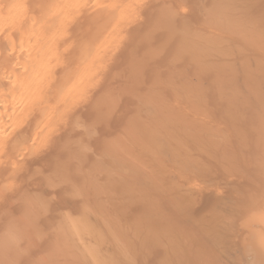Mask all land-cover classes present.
Returning <instances> with one entry per match:
<instances>
[{"label":"bare ground","instance_id":"6f19581e","mask_svg":"<svg viewBox=\"0 0 264 264\" xmlns=\"http://www.w3.org/2000/svg\"><path fill=\"white\" fill-rule=\"evenodd\" d=\"M32 1L34 2L33 4L35 5H32L31 3H32ZM44 0H41V1H39L38 0V2L39 3H37L36 4V2H37V0H31V1H26L27 3L29 2L31 5L29 6L27 3H25V0H0V41H1V44H0V49H1V47H2V49L4 48V49H6L5 51H4V49H3V53L2 54H5V52L7 53V55H14V56H12V57H14L13 59H14V61H13V63H9L10 64V66H8V70H7V72H3L2 74H4L3 75V77H4V79L6 80V82H5V80H4V84H8V85H10L9 87H7V86H5V87H7V88H3V87H0V158H1V156H2V152H3V147L5 146L6 147V145L8 144L7 142L8 141H10L9 143L10 144H12V143H15L14 142V140L15 139H13V138H16V142H18L17 140H18V137H19V135L21 136H23L24 137V133L26 132H28L26 129H25V127H27L29 124L31 125V123H32V125H31V128H29L31 131H33V134L31 135L32 137H30V134H29V138H31V140L34 142V141H36L37 139H39L40 140V138H41V140L42 139H45L46 138V135H47V133H46V131L49 129V127H50V125H51V123H53V121H55L53 118H55V115L57 114L58 115V111H57V109L59 110V108H53V109H47V108H45V106L47 107L48 105H45L46 104V102H47V100H46V93H47V90H48V88H49V85H51L50 83L52 82V80H53V78H55L54 77V71H56V68H57V66L58 65H60L61 66V61H63V59H61L62 57H63V55L61 54L62 52L63 53H68L69 51V48H70V46L69 45H67L66 43H64V41H66L67 39H68V41H70L69 39V37H71V33H73L71 30H72V27L73 26H75L77 23H79L80 21V24L79 25H81V24H83L82 23V20H83V16H84V13H85V15L86 14H88V13H90L89 14V16H87L88 17V21H90L91 20V22H93V20H92V18L94 19V21H96V19H98L97 17L98 16H96L97 15V13H98V15L99 14H102V13H104V15L106 14V12L108 13V14H106V17H109V15L110 14H112V16L111 17H113V15H114V19L113 18H111V20L110 21H112V23H113V25L109 22V21H107V22H109L111 25H109V23L108 24H104V26H103V28L105 27V25L106 26H113L111 29L113 30L112 32H110L111 30H106V32L108 33V31L110 32V33H108L109 34V36L108 37H106V36H104V37H106V39L105 38H103V39H105V40H103V42H102V40H101V38H100V40H101V42H102V44H101V42H100V44H98V46H96V45H94L95 43H93V42H90L91 44H90V46H89V49L90 50H88L87 52H84V51H82L81 49H82V47H81V52H83V54L84 53H86L85 55H84V57H79L78 56V58H81V61H80V59H79V61H80V63H79V66H78V69L77 70H74V71H72L73 72V74H72V76H70V77H72L71 79L70 78H68V81H67V83L66 84H64L62 87L60 86V95H59V97H58V99H56L57 98V95L56 94H54V95H56V98H55V96H54V98L58 101V103H60L61 104V106H60V110H61V108H63L64 109V107L66 106H69L71 103H73V101H75L76 103H78V102H80L79 100H80V95H81V98H83V93H82V91H81V89H82V87H84V85L86 86V84H87V82L88 81H90V84L91 83H93L91 80H92V78L94 77V75H96V74H94V73H96L95 71V67L96 66H98V68L97 69H99V68H101L102 66H100L99 67V63L101 62V61H104L105 59H102L101 60V54L102 53H105L107 50H108V48L109 47H111V45H112V42H115V41H113V40H115L116 38H117V40H119L118 38H119V36H117V37H115V39H113L114 38V34H116L117 35V32L116 31H119L120 30V28H122L123 29V27L124 26H122V25H128V23L127 24H124L125 23V21L128 19V17H130V16H128L129 14L131 15V12H130V10L129 9H131L130 7L127 9L126 8V6L128 5V6H130L129 4H131V2L129 1V4H127L125 7H122V6H124L125 5V1H123L122 3H123V5L121 6L120 5V3H121V1L122 0H46V3H42L41 4V2H43ZM142 1V0H141ZM155 1V0H154ZM160 1V0H159ZM222 0H220L219 2H221ZM224 1V0H223ZM227 1V0H226ZM230 1V0H229ZM233 1V0H232ZM248 1H249V4H250V2L252 1H250V0H247V2H246V0H234L233 2H223V4H225V3H227L226 5H228L229 3L231 4V5H233V6H230V4L228 5V7L230 8V7H235L236 9H238L240 12L239 13H243L247 8H245L244 6H245V4L246 3H248ZM255 1H259V2H261V1H263V0H254V1H252L251 3H253V4H255ZM135 2V1H134ZM156 2V1H155ZM216 2V1H215ZM258 2V3H259ZM143 3V2H142ZM157 3V2H156ZM155 3V4H156ZM208 3V2H207ZM257 3V2H256ZM258 3H257V5H258ZM263 3H264V1H263ZM262 3V4H263ZM41 4V5H40ZM133 4V3H132ZM147 4V3H146ZM154 4V3H153ZM159 4V3H158ZM161 4V3H160ZM203 4H205V3H203ZM253 4H251V6L253 5ZM26 5H28L29 7H30V10H28V7L26 6ZM133 5H135V3L133 4ZM162 5V4H161ZM160 5V6H161ZM164 5V4H163ZM208 5V4H207ZM210 5V4H209ZM34 6V7H33ZM127 6V7H128ZM132 6V5H131ZM150 6V5H149ZM155 6V5H154ZM224 6V5H223ZM246 6H248V5H246ZM254 6V5H253ZM252 6V7H253ZM256 6V5H255ZM260 6H262V5H260ZM34 9H33V8ZM159 7V6H158ZM162 7V6H161ZM199 7V6H198ZM248 7H250V6H248ZM258 7H259V5H258ZM32 8V9H31ZM163 8H166V7H163ZM224 8V7H223ZM227 8V7H226ZM86 9V10H85ZM167 9H168V7H167ZM211 9V8H210ZM231 9V8H230ZM234 9V8H233ZM245 9V10H244ZM249 10L250 9H252V8H248ZM255 9V8H254ZM254 9H252L253 11H255ZM257 9V8H256ZM34 10V11H33ZM88 10V12L86 13V11ZM98 10H99V12H98ZM132 10V9H131ZM134 10V9H133ZM133 10H132V12H133ZM161 10V9H160ZM164 10V9H163ZM171 10V9H170ZM204 10H206V9H204ZM209 10V9H208ZM227 10H229V9H227ZM232 10V9H231ZM231 10H230V12H231ZM235 10V9H234ZM100 11H102L101 13H100ZM156 11V10H155ZM173 11V10H172ZM215 11H217V10H215ZM214 10H213V13L215 12ZM226 11V10H225ZM225 11H223V12H225ZM259 11H260V9H259ZM32 12V13H31ZM161 12H163V11H161ZM165 12V11H164ZM169 11H167V13H168ZM205 12V14H206V12L207 11H204ZM230 12L228 11H226V13L225 14H227V13H229L230 14ZM251 12V10L250 11H248V13H250ZM257 12V11H256ZM38 14V17H39V19H40V15H42L41 17H43V19L41 18V20H39L38 22L33 18L34 17V14ZM94 13H96V15L94 14ZM110 13V14H109ZM135 13V12H134ZM142 13V12H141ZM167 13H163L162 15H164L165 17H166V14ZM179 13V12H178ZM178 13H175V14H177V16H178ZM212 13V14H213ZM217 13H218V11H217ZM221 13H222V11H221ZM233 14V16H225L226 18V20L228 21V23H224L223 22V24H225V26H223L222 24L220 25H218L217 23H219V20L221 19H217L218 21L216 22L215 21V23H214V26L215 27H217V25L219 26V27H221L220 29L217 27V29H219V32H220V34L219 35H223V37L222 38H225V36L226 35H224V33L222 34L221 33V31L220 30H222L223 32H225V30H227V32H225V33H227V37L224 39V40H221L222 38H221V36L218 38L216 35L214 36V38L215 37H217L218 39H209V41L208 42H206L207 40H205V42L207 43V45H208V47H210V48H207L206 50L203 48V47H206V46H204L203 45V43H201L202 45H201V48H203V51H202V49L200 48V45L198 46V48L199 49H201L200 51L202 52H200V53H198L199 55H198V59H197V61H198V63L200 64V63H202L201 62V60L202 61H206V62H209V66H208V68H209V70H207V68H205L204 67V65H206V64H208V63H206V62H203L204 63V65H199L200 67H202V69H204L203 70V72L206 74V75H204L203 73L201 74L200 73V71H202V70H200V69H198V70H200V71H198L197 70V75H198V73H199V77H200V75L201 76H207V73L208 74H211L212 73V75L210 76V78L212 77V80L211 81H209V82H211L210 84L212 85V88L214 87V89L215 90H211V91H213V94L215 95V96H213V95H211L212 94V92L210 91V94L209 95H211V96H213L214 98H215V100H217L216 102H218L219 103V105L221 106V109L220 108H218V109H216V108H214L213 106H214V103H213V106H211L210 105V107H212L213 109H215V110H221L220 111V113H217V111H215V110H213L212 108H210V107H208L209 105H208V103L207 102H205L204 101V99L206 100L207 99V97L208 96H204V95H202L201 94V96H203L202 98H204V99H201V97H200V95H198L197 93L198 92H200V91H202V90H200L199 88H197V91H196V96H199L198 98H196L197 100V102L195 103V101H192V105H191V107H192V109L194 108V112H195V118L196 119H194L195 121H196V127H195V130H196V132H192L193 134H194V136L193 135H191V136H189L188 134H185V135H188L189 136V138H192V144L194 145V151H196V154L194 153V152H192V153H194V155L196 156L197 154H198V157H194V156H192V157H190L191 155H189V154H191V153H189L190 151H192V150H190L188 153V155L189 156H187V155H184L185 153L183 152L184 150H182L181 152H183V155L181 154V152H180V154L178 153V151H176V149H178V150H181V148H182V146L180 145V143L181 144H183V142L182 141H184L183 139H182V141L179 143L178 142V139L177 138H179L180 137V135H179V137H178V135H176V134H179L178 132H177V129H175V127L173 126V125H169V123H174L173 121H170V120H168V118L167 117H165L166 118V120L167 121H165V118H162V119H164L163 121H165L166 123L169 121V123H168V125L170 126V129L168 128L167 129V127H164V126H162V127H164V129L166 128V132L165 133H167V132H169V133H167V134H164V135H173V136H171V137H173V138H175V140H177V142L179 143V145L181 146H179V148H177L178 147V144L177 143H175L176 145V148H174V147H172L171 145H169V144H172V143H167V142H163L164 141V136H163V138H162V141L161 142H163L164 143V145H163V143H161L160 142V138H158L159 139V142H157V144L155 143V145H156V149H157V151L155 150V151H153L154 150V148H155V146H154V148H151L150 146H148V145H146V146H148L149 148H150V150H148V148H144L143 149V147H142V150H141V152L139 151H137V153H135L134 151L132 152V149H128V150H130L131 152H132V154L134 153V156L131 154V152L129 153V152H127L128 154V156L131 158V161H126V160H128V159H122V158H124L125 156L123 155V154H118V156H117V154H114L113 153V155H112V158L114 157V159H116V162H114V161H112L110 158V155H106V156H104V159L105 158H107V160L106 161H108V159H110L109 160V164L112 162V164L111 165H109L108 163H104L103 161H105L103 158H101V159H99L98 158V160H101L103 163H99V162H101V161H99V162H97V164L96 165H99V166H96V167H99V168H101L100 170L98 169V172L99 171H101L102 172V170H103V168H104V166L106 165V164H108V165H106V167L107 168H105V170H106V172H105V175L106 176H104V174H103V172L102 173H100V174H103V176L104 177H102V178H105V179H101V175L99 176L100 177V179L104 182V180H107V184L110 186V188L112 187V188H114L115 189V191H116V193L114 192V189H110V190H113L112 192L113 193H115V195H116V197L117 196H121V198L123 197V199H121L120 197V200H118V205H116V207L113 205V204H111L112 206H114V207H112L110 204L108 205V203H111L112 201H113V203H117L116 201H117V199H115V200H112L111 202H109L107 199V205L108 206H110L111 207V209L113 210V208L115 209L114 211H118L119 209V212H123L125 209V212L126 211H129V215H130V213H131V217L132 216H136V218H135V220L137 221V222H139V220L140 221H144V222H139L140 224H145V223H148V224H146V226L145 225H142V227L143 226H145V227H143V229H142V227H141V225H136V223L134 224L135 226H136V229L135 230H137V227L138 228H141V229H139V230H137V231H135V233L136 234H141V236H142V238L143 239H145V241L143 240V239H140V240H143L144 242H145V245H143L144 244V242H143V244L139 247V251H135V253H138V252H140L141 254H142V256H140V255H138L137 254V256H139L138 258H143L144 257V260L146 259V256H144V254H146V252H144L145 250L147 251V252H150V253H152V256H153V253H154V255H158V254H160V255H163L164 253H168L169 251H170V247H172V246H170L171 244L172 245H174L173 243L174 242H176V241H174L173 242V239L172 238H170V244H167V242H169V241H167L169 238L167 237V240L165 239V237H164V239L167 241H165V240H163V242L165 241L166 242V244L164 245L165 247H166V245H168V246H170V247H166L165 249H167V251L166 250H164V253H160L162 250H163V243H162V240H160V238H162L163 236H164V234L166 235L167 234V236L168 235H170L169 237H175L176 239H177V241L180 243H182V242H187V243H183V244H185L186 246H187V248H183V251H182V247L184 246L183 244V246L181 245H178L177 244V246H180V248H181V250L179 249H177V251H179V252H177L176 250H174V249H176V248H179V247H175L174 246V249H173V247H172V250L170 251V253H172V255L173 254H175V253H178V255H179V253H180V255H181V257H182V259H180V260H182V262L183 263H185V264H187V263H189L190 264V261H192V259H193V262L196 260V262H199V263H195L194 262V264H240V262L241 263H243L242 262V254L245 252L246 253V255L250 258V264H264V205H263V203L260 205L261 206V208H259L257 205H259L258 203H260L261 202V199H260V202L258 201V203L255 201V199H253L254 198V196H251L250 197V201H251V199H253V201H251L252 203L249 205V207H248V199L249 198H244V201L245 200H248L247 201V208H249V210L251 209V211H253V209L256 207L257 209L255 210L254 209V211H256V212H251V211H249L247 208H246V206H245V203L246 202H243V204H244V206H243V204H242V207H243V210H244V208H246L245 210L247 211V212H249L248 213V217H247V221L245 220V224H243V225H245V228L247 229H244L243 228V230H244V232H246L245 233V239H244V237H243V239H244V241H243V244H244V246L240 249V248H236V246H235V244H232L231 246H229L228 244H227V242H228V239H227V242H226V237L227 238H229L228 236H225L224 235V231H225V228H226V226H228V225H230L229 227H231L232 226V220H231V222L230 221H227V220H225L226 222H228V223H226V222H224V220H223V218H227V216L229 217L230 215H226V217H221L222 219H221V221H223V222H221V223H219V221H218V219L217 218H214L215 216H213V214L215 213V211H217V213L216 214H218V217H219V214H220V212H221V214H231V215H234V213H235V211L236 210H238V211H236V212H239V213H242V215L244 214L243 212H245V210L243 211L241 208V210H242V212L241 211H239V209H237L236 207H240V206H236L235 207V202H234V200L233 199H235V197L234 198H232V197H229L228 195L229 194H231L230 196H233L232 194H233V192L232 191H230V185H229V181H227L228 180V178H230L231 177V183H232V179H233V181H234V179L236 180V179H238V178H235V175L236 176H238V175H240V174H238L240 171H238L240 168H238L237 170L235 169V168H237V167H233V163H235V162H237L238 160V157H236V155L238 154H236L235 156H234V154H232V153H234V152H232L231 153V149L229 148V146L230 145H232V143L233 142H236V141H234V139H236V138H241V140L243 139V136H244V134H243V132L244 133H246L245 131L246 130H249L250 131V129H252L251 127H250V129H248V128H246L245 129V126L247 127V125L245 124V126H244V124H243V122H241V121H243L241 118H243L244 119V121H245V118L247 119L250 115H248V117H247V113L249 114L251 111V109H252V111H254L255 113L253 114V116L251 117V118H253V117H255L256 116V118H254V121H253V124H255V126L253 125V124H251L254 128L252 129V130H260L259 131V133H258V131L257 132H255V135H254V133L252 134L251 133V135H252V137H250L251 135H250V132H249V140H251L252 138L254 139L256 136H257V138L256 139H252L253 140V145L254 144H256L257 146H259V147H257L256 145H254L255 147H256V150H257V148H258V150L256 151V153L257 154H255L256 156H252V155H254V154H250L251 156H252V158L254 159V157H255V159H256V161H257V163H258V161H259V165H260V167L259 168H261V169H259L260 171H261V173L260 174H263L262 172H264V171H262L263 169L262 168H264V164H263V162H261L262 161V159L264 158H262V159H260L259 160V157L261 156H264V90H262V87H260V86H264V85H249V84H247V83H249L251 80H258V79H261L262 81L264 80V31H263V29H264V27H263V29H262V27L261 28H259L261 25H259V24H257L259 21H261L260 22V24H262V20H263V18H264V14H262V17L263 18H261L260 17V15H259V17H258V15L257 16H255V17H257V19H259V21L256 23V25H259V26H257L256 27V25H255V21H254V23L252 24V22L248 19V18H251V16L252 15H249L250 17H248V16H245V17H248V18H246V19H248V21L244 18V17H242V16H244V14H245V12H244V14L242 15V14H240V15H237V16H235L234 14H239V13H235L234 11L232 12ZM251 13H253V12H251ZM264 13V12H263ZM115 14H116V16H115ZM170 14V13H169ZM174 14V13H173ZM229 14H227V15H229ZM246 14H247V12H246ZM93 15H95L96 17H94ZM103 15V14H102ZM104 15L102 16V17H104ZM108 15V16H107ZM137 15V14H136ZM168 15V14H167ZM242 15V16H241ZM248 15V14H247ZM255 15V14H254ZM85 16V18H87ZM135 16V15H134ZM161 16V15H160ZM163 16V17H164ZM168 16H170V15H168ZM168 16H167V18H168ZM171 16H173L172 14H171ZM170 16V17H171ZM175 16V19L177 18L178 19V17H176V15H174ZM180 17H182V14L181 15H179ZM29 19V18H31V19H29V20H27V18ZM37 17V18H38ZM99 17H100V15H99ZM162 16L160 17V18H163ZM186 17V16H185ZM189 17V16H188ZM216 17V16H215ZM214 17V18H215ZM219 17H220V15H219ZM221 17H223V15L221 16ZM255 17H253L252 19H254ZM84 18V19H85ZM109 18V19H110ZM133 18V17H132ZM139 18V17H138ZM156 19H157V17H155ZM172 18V17H171ZM190 18V17H189ZM189 18H186V19H189ZM90 19V20H89ZM135 19V18H134ZM170 19V18H169ZM180 19V18H179ZM185 19V20H186ZM191 19V18H190ZM224 19V18H223ZM222 19V20H223ZM225 19H224V21H225ZM256 19V20H257ZM99 20V19H98ZM103 20V19H102ZM107 20V19H106ZM208 20V19H207ZM213 19H211V20H209L210 22V24L208 25L209 27H210V25H213L212 23H211V21H212ZM215 20V19H214ZM230 20H231V22H230ZM255 20V19H254ZM22 21H24L25 22V24H26V22H28V21H30V22H28L27 23V26H29L30 28H29V30L27 31V30H25V32H23L22 31V28H21V26H19V25H21V23H24V22H22ZM128 21V20H127ZM161 21V20H160ZM160 21H155V22H160ZM166 21H167V19H166ZM169 21V20H168ZM180 21V20H179ZM184 21V20H183ZM187 21V20H186ZM103 22V21H102ZM124 22V23H123ZM132 22V21H131ZM164 22L165 21H163V24H164ZM188 22V21H187ZM205 22V21H204ZM207 22V21H206ZM220 22H221V20H220ZM95 23H97V22H95ZM161 23V24H160ZM159 23V25H162V22H160ZM175 23V22H174ZM182 23V22H181ZM180 23V24H181ZM189 23V22H188ZM187 23V24H188ZM264 23V22H263ZM98 24V23H97ZM133 24V23H132ZM136 24H138V23H136ZM154 24H156V23H154ZM177 24V23H176ZM179 24V25H180ZM217 24V25H216ZM251 24V25H250ZM99 25V24H98ZM101 25V24H100ZM167 26H168V23L166 24ZM174 25V24H173ZM172 25V26H173ZM178 25V24H177ZM176 25V26H177ZM184 25V24H183ZM182 25V26H183ZM206 25V24H205ZM204 25V26H205ZM227 25V26H226ZM253 25V26H252ZM255 25V26H254ZM20 27L21 28V30H18V31H16V29H17V27ZM22 26H23V24H22ZM78 26V25H77ZM82 26V25H81ZM80 26V27H81ZM101 26V27H102ZM130 26V25H129ZM132 26H135V25H132ZM156 26H158L157 24H156ZM171 26V25H170ZM171 26V27H172ZM184 26H187V25H184ZM190 26V25H189ZM264 26V25H263ZM24 27H26V26H24ZM79 27V26H78ZM83 27H85V26H83ZM83 27H81V29H80V31L82 32V31H85V29L84 30H82V28ZM91 27V26H90ZM89 27V28H90ZM94 27V26H93ZM97 27V26H96ZM171 27H170V29H171ZM175 27V26H174ZM180 27H181V25H180ZM179 27V28H180ZM213 27V26H212ZM252 27H254V29L252 28ZM128 28V27H127ZM126 28V29H127ZM136 28V27H135ZM155 28V27H154ZM192 28V30H193V27H191ZM195 29L196 28H198V27H194ZM252 28V29H251ZM257 28H259L260 29V33H259V30L257 29ZM91 29V28H90ZM89 29V30H90ZM99 29H100V27H99ZM98 29V30H99ZM105 29V28H104ZM102 30V29H100L99 30V32L102 30V31H105V30ZM107 29V28H106ZM200 29V28H199ZM215 29V28H214ZM213 29V30H214ZM261 29H262V31H261ZM13 30H15L14 32H13ZM73 30H75V29H73ZM79 30V29H78ZM89 30H87V31H89ZM130 30V29H129ZM132 30H133V28H132ZM166 30V29H165ZM173 30V29H172ZM189 30V29H188ZM202 31H203V29H201ZM200 30V31H201ZM204 30H205V28H204ZM258 30V31H257ZM95 31V30H94ZM164 30H162V32H163ZM168 31V30H167ZM201 31V32H202ZM212 31V30H211ZM215 31H218V30H215ZM91 32V31H90ZM123 32V31H122ZM136 32V31H135ZM166 32V31H165ZM172 32V31H171ZM180 32V31H179ZM181 32H182V30H181ZM190 32H191V29H190ZM195 32V31H194ZM205 32H206V30H205ZM205 32H204V34H205ZM263 32V33H262ZM78 33H80V32H78ZM85 33V32H84ZM102 33V32H101ZM120 33V31L118 32V34ZM137 33V32H136ZM156 33V32H155ZM168 33H170V32H168ZM203 33V32H202ZM214 33V32H213ZM217 33V32H216ZM215 33V34H216ZM71 34V35H70ZM76 33H74L73 35H75ZM82 34H83V32H82ZM91 34V33H90ZM97 34H99V33H97ZM152 34V33H151ZM178 34V33H177ZM198 34V33H197ZM78 35V34H77ZM76 35V36H77ZM81 35V34H80ZM99 35H101V34H99ZM99 35H97L96 37H94V39L96 40V42H97V40L99 39ZM164 35V34H163ZM170 35V34H169ZM173 35H174V33H173ZM173 35H171V36H173ZM179 35H180V33H179ZM183 36H184V34H182ZM201 35H203V34H201ZM201 35H197V36H201ZM206 35V34H205ZM209 35V34H208ZM214 35V34H213ZM213 35L212 36H210L211 38L213 37ZM82 36V35H81ZM95 36V35H94ZM153 36V35H152ZM121 37V36H120ZM138 37V36H137ZM205 37V36H204ZM203 37V38H204ZM209 37V36H208ZM209 37V38H210ZM80 38V37H79ZM87 38V37H86ZM151 38V37H150ZM153 38V37H152ZM76 39V38H75ZM85 39V38H84ZM128 39H129V37H128ZM166 39V38H165ZM168 39H170V36H169V38H167V40ZM179 38L177 37V40H178ZM184 39H185V36H184ZM87 40V39H86ZM91 41H92V39H90ZM89 40V41H90ZM99 40V41H100ZM133 40V39H132ZM147 40H148V38H147ZM175 40H176V38H175ZM195 40V39H194ZM197 40H199V39H197ZM197 40H195V42L197 41ZM218 40H220V41H218ZM73 40H71V42H72ZM79 41V40H78ZM88 41V40H87ZM94 41V40H93ZM99 41L97 42V43H99ZM168 41H170V40H168ZM173 41V40H172ZM127 42H128V40H127ZM143 42V41H142ZM145 42V41H144ZM180 42V41H179ZM190 42V41H189ZM194 42V41H193ZM200 41H197V43H199ZM204 42V41H203ZM63 43L64 44H66L67 46H69V47H67L66 45H63ZM79 43H82V42H80L79 41ZM89 43V42H88ZM93 43V44H92ZM116 43V42H115ZM130 43V42H129ZM132 43V42H131ZM138 43V42H137ZM141 43V42H140ZM139 43V44H140ZM170 43V42H169ZM174 43V42H173ZM175 43H177V42H175ZM183 43V42H182ZM206 43H205V45H206ZM3 44V45H2ZM72 45L74 44V43H71ZM124 45H125V43H123ZM127 44V43H126ZM138 44V45H139ZM146 44V43H145ZM172 44V43H171ZM184 44V43H183ZM186 44H189V43H186ZM186 44H184V45H186ZM62 45H63V47H62ZM77 45V44H76ZM85 46L87 45V44H84ZM89 45V44H88ZM128 45V44H127ZM126 45V46H127ZM192 45V44H191ZM196 45V44H195ZM64 46H66V47H64ZM75 46V45H74ZM100 46V47H99ZM168 46V45H167ZM178 46V45H177ZM187 46H189V45H187ZM186 46V47H187ZM87 47V46H86ZM170 47V46H169ZM175 47H176V45H175ZM181 47H182V45H181ZM185 47V46H184ZM192 47V46H191ZM80 48V47H79ZM120 48V47H119ZM123 48V47H122ZM183 48V47H182ZM84 49V48H83ZM110 49V48H109ZM116 49H117V47H116ZM175 49V48H174ZM177 49V48H176ZM185 49V48H184ZM186 49H188V48H186ZM198 49V50H199ZM79 50V51H80ZM112 50V49H111ZM118 50V49H117ZM135 50V49H134ZM179 50V49H178ZM197 50V51H198ZM210 50V51H209ZM74 51V50H73ZM76 51V50H75ZM77 51H78V48H77ZM86 51V50H85ZM90 51V52H89ZM110 51V50H109ZM108 51V52H109ZM113 51V50H112ZM123 51V50H122ZM165 51V50H164ZM181 51H183V50H180V54L182 53ZM186 51H189V50H186ZM190 51H192L191 49H190ZM205 51V52H204ZM135 52V51H134ZM163 52V51H162ZM210 52V54H207V53H209ZM73 53V52H72ZM120 53V52H119ZM130 53V52H129ZM157 53H159V52H157ZM177 53H179V52H177ZM188 53V52H187ZM191 53V52H190ZM189 53V54H190ZM205 53V54H204ZM78 54H80V52L78 53ZM77 54V55H78ZM83 54H81V55H83ZM112 54V53H111ZM137 54V53H136ZM189 54L187 55V56H189ZM206 54H207V56L209 57V58H206L207 56H206ZM62 55V56H61ZM76 55V53H75V56H77ZM80 55V56H81ZM104 55V54H103ZM102 55V56H103ZM108 55V54H107ZM133 55H134V53H133ZM158 55V54H157ZM183 55H186L185 53L184 54H181V55H179L180 56V59H182V57H183ZM195 55V54H194ZM202 57H201V56ZM204 55V56H203ZM69 56V55H68ZM72 56V55H71ZM105 56H106V54H105ZM113 56V55H112ZM118 56H119V54H118ZM117 56V57H118ZM161 56H162V54H161ZM167 56V55H166ZM176 56V55H175ZM178 56V55H177ZM4 57H6L5 55H4ZM3 56L1 57L2 59H5ZM108 57V56H107ZM116 57V56H115ZM114 57V58H115ZM135 57V56H134ZM160 57V56H159ZM190 57V56H189ZM11 57L9 56V59H10ZM70 58V57H69ZM76 58V57H75ZM104 58H106V57H104ZM109 58V57H108ZM163 58V57H162ZM175 58V57H174ZM177 58V57H176ZM184 58V57H183ZM12 59V58H11ZM72 59V58H71ZM178 59V58H177ZM176 59V60H177ZM187 59H188V57H187ZM204 59V60H203ZM206 59H208V60H206ZM6 61L8 60L7 58L5 59ZM4 60V62H6ZM69 60V59H68ZM73 61L72 62H74V60H77V58L76 59H74V57H73V59H72ZM111 60H113L112 58H111ZM155 60V59H154ZM199 60H200V62H199ZM9 61V60H8ZM12 61V60H11ZM105 61H107V60H105ZM114 61V60H113ZM112 61V62H113ZM143 61V60H142ZM109 62V61H108ZM111 62V63H112ZM172 62V61H171ZM177 62V61H176ZM194 62V61H193ZM3 63V62H2ZM62 63H64V62H62ZM70 63V62H69ZM102 64H103V62H101ZM181 63V62H180ZM1 64V63H0ZM6 65H9V64H7V63H5ZM73 64H75V63H73ZM77 64H78V62H77ZM101 64V65H102ZM113 64V63H112ZM129 64V63H128ZM134 64V63H133ZM137 64V63H136ZM177 64H179V63H177ZM183 64V63H182ZM109 65V64H108ZM107 65V66H108ZM171 65V64H170ZM180 65V64H179ZM185 65H187V64H185ZM2 66V68L4 67V64L3 65H1ZM1 66H0V69L3 71V69L1 68ZM62 66H63V64H62ZM68 66V65H67ZM76 66V65H75ZM195 66H198V64L197 65H195ZM132 67V66H131ZM176 67V66H175ZM4 68H6V66L4 67ZM61 68V67H60ZM59 68V69H60ZM71 68H72V66H71ZM73 68H74V66H73ZM179 68V67H178ZM178 68H177V70H178ZM63 69V68H62ZM112 69V68H111ZM119 69V68H118ZM124 69V68H123ZM122 69V70H123ZM132 69V68H131ZM174 69V68H173ZM176 70V69H175ZM183 70V69H182ZM61 71V70H60ZM107 71V70H106ZM106 71H104L105 73H106ZM189 71H190V69H189ZM205 71H208L207 73L205 72ZM210 71V72H209ZM59 72V71H58ZM112 72V71H111ZM172 72H173V70H172ZM193 72H195V71H193ZM99 73V72H98ZM102 73V72H101ZM139 73V72H138ZM137 73V74H138ZM174 73V72H173ZM185 73V72H184ZM187 73V72H186ZM118 74V73H117ZM182 74V73H181ZM180 74V75H181ZM60 75V74H59ZM58 75V76H59ZM136 75V74H135ZM172 75V74H171ZM176 75H177V73H176ZM175 75V76H176ZM188 75H189V73H188ZM117 76V75H116ZM173 76V75H172ZM2 77V78H3ZM69 77V76H68ZM97 77V76H96ZM103 78L105 77V76H102ZM133 77V76H132ZM197 77V76H196ZM208 77H209V75H208ZM175 78V77H174ZM180 78V77H179ZM184 78H185V76H184ZM201 78V77H200ZM209 78V79H210ZM69 79H70V81H69ZM97 79V78H96ZM110 79V78H109ZM117 79V78H116ZM137 79V78H136ZM170 79V78H169ZM173 79V78H172ZM181 79V78H180ZM192 79V78H191ZM205 79V78H204ZM203 79V80H204ZM55 80V79H54ZM53 80V81H54ZM94 80H95V78H94ZM168 80V79H167ZM201 80H202V78H201ZM201 80H198V81H201ZM1 81V80H0ZM131 81V80H130ZM144 81V80H143ZM174 81H176L175 79H173V82ZM182 81V80H181ZM197 81V82H198ZM262 81H260V82H262ZM58 82H60V81H58ZM170 82H171V80H170ZM252 82V81H251ZM96 83V82H95ZM101 83H102V81H101ZM142 83V82H141ZM175 83H177V82H175ZM263 83H264V81H263ZM262 83V84H263ZM63 84V83H62ZM88 84H89V82H88ZM88 84H87V86H88ZM135 84H136V82H135ZM183 84V83H182ZM203 84H204V82H203ZM0 85H1V83H0ZM57 85V84H56ZM110 85V84H109ZM155 85V84H154ZM178 85V84H177ZM3 86V85H2ZM57 86H59V85H57ZM90 86V85H89ZM99 86V85H98ZM132 86V85H131ZM174 86V85H173ZM183 86L184 85H181V87L183 88ZM201 87L200 88H202V86L203 85H200ZM210 86V85H209ZM94 87V86H93ZM157 87V86H156ZM156 87H154V88H156ZM175 87V86H174ZM186 87V86H185ZM190 87H192V85L190 86ZM193 87H197V86H194L193 85ZM199 87V86H198ZM211 87V86H210ZM3 88V89H2ZM152 88V87H151ZM163 88V87H162ZM176 88V87H175ZM211 88V89H212ZM58 89V88H57ZM87 89V88H86ZM85 89V87H84V89H82V90H86ZM99 89V88H98ZM139 89V88H138ZM173 89V88H172ZM194 89H196V88H194ZM209 89V88H208ZM263 89H264V87H263ZM88 91H90L91 90V88H90V90L89 89H87ZM87 90H86V92H87ZM167 90V89H166ZM175 90V89H174ZM174 90H173V92H174ZM177 91L175 92V93H177L178 92V90L179 89H176ZM180 90H181V88H180ZM184 90V89H183ZM182 90V91H183ZM200 90V91H199ZM204 90H206V89H204ZM56 91V90H55ZM92 91V90H91ZM94 91V90H93ZM96 91V90H95ZM110 91V90H109ZM153 91V90H152ZM190 90H188V92H189ZM194 91V90H193ZM215 91V92H214ZM51 92V91H50ZM53 92V91H52ZM85 92V91H84ZM155 92V91H154ZM165 92V91H164ZM163 92V93H164ZM184 92V91H183ZM192 92V91H191ZM180 93H181V91H180ZM200 93H203V92H200ZM199 93V94H200ZM208 93V92H207ZM50 94V93H49ZM87 94V93H86ZM116 94V93H115ZM162 94V93H161ZM160 94V95H161ZM170 94H171V92H170ZM194 94H195V91H194ZM51 95V94H50ZM93 95V94H92ZM141 95V94H140ZM173 95V94H172ZM178 95H180V94H178ZM182 95H183V97L185 98V94H183L182 93ZM181 95V96H182ZM206 95H208V94H206ZM53 96V95H52ZM51 96V97H52ZM101 96V95H100ZM168 96V95H167ZM175 96V95H174ZM190 95H188V96H186V97H189ZM195 96V95H194ZM211 96H209V97H211ZM158 97V96H157ZM54 98H53V100H54ZM79 98V99H78ZM163 98V97H162ZM177 98V97H176ZM190 98V97H189ZM194 98V99H195ZM214 98H211V99H209L210 100V103H211V101H212V99H214ZM48 99V98H47ZM84 99V98H83ZM82 99V100H83ZM182 98H180V100H181ZM186 99V98H185ZM192 99V98H191ZM190 99V100H191ZM193 99V100H194ZM45 100H46V102H45ZM77 100H78V102H77ZM139 100V99H138ZM153 100V99H152ZM158 100V99H157ZM160 101H162L161 99H159ZM164 100V99H163ZM202 100V101H201ZM214 100V101H215ZM85 101V100H84ZM83 101V102H84ZM89 101V100H88ZM116 101V100H115ZM178 101V100H177ZM185 101H187V100H185ZM213 101V102H214ZM51 102V101H50ZM56 102V101H55ZM74 102V103H75ZM86 102H87V100H86ZM101 102V101H100ZM107 102V101H106ZM111 102V101H110ZM113 102V101H112ZM159 102V101H158ZM168 102V101H167ZM173 102H174V100H173ZM180 102V101H179ZM188 102H190V101H188ZM216 102H215V105H216ZM54 103V102H53ZM52 102H51V104H53ZM75 103V104H76ZM82 103V102H81ZM147 103V102H146ZM169 103V102H168ZM181 103V102H180ZM195 103V104H194ZM205 103V104H204ZM207 103V104H206ZM47 104H49V103H47ZM59 104V105H60ZM159 104V103H158ZM171 104V103H170ZM184 104V103H183ZM182 104V105H183ZM194 104V105H193ZM203 104V105H202ZM56 105H57V102H56ZM58 105V106H59ZM79 105H80V103H79ZM106 105V104H105ZM159 105H161V103L159 104ZM171 105H173V103L171 104ZM218 105V106H219ZM64 106V107H63ZM78 106V105H77ZM91 106V105H90ZM111 106V105H110ZM138 106H140V105H138ZM146 106V105H145ZM157 106V105H156ZM162 106V105H161ZM164 106H166L165 104H164ZM175 106H176V104H175ZM181 106V105H180ZM185 105H183V107H184ZM49 108L51 107V105L49 104V106H48ZM73 107V106H72ZM74 109H73V111L74 110H76V106L74 105ZM102 107V106H101ZM158 107V106H157ZM173 107H174V105H173ZM81 108H82V106H81ZM117 108V107H116ZM125 108V107H124ZM146 108V107H145ZM147 108H148V106H147ZM146 108V109H147ZM153 108V107H152ZM165 108V107H164ZM167 108V107H166ZM171 109H172V107H170ZM178 108V107H177ZM211 109V111H209L210 109ZM62 109V110H63ZM68 109H69V107H67L65 110L66 111H68ZM71 109V108H70ZM115 109V108H114ZM133 109H134V107H133ZM138 109V108H137ZM156 109V108H155ZM176 109V108H175ZM179 109V112L182 110L181 108H178ZM181 109V110H180ZM185 109V108H184ZM191 109V110H192ZM64 110V111H65ZM126 110V109H125ZM161 110V109H160ZM159 110V111H160ZM168 110V109H167ZM249 110V112H247ZM156 111H157V109H156ZM164 111V110H163ZM171 111V110H170ZM188 111V110H187ZM212 111H214L213 113L215 114V113H217V114H215V116L216 117H219V119L221 120V122H222V120L224 121V123H223V126H224V124H225V122L226 123H228L229 124V126L228 125H226L225 124V126L222 128L221 126H216V127H213V125L215 126L216 125V123H214V124H212L213 122H219L220 120H216V118H215V116L212 114ZM57 112V113H56ZM61 112V111H60ZM70 112L72 113V110L71 111H69V113H68V115L70 114ZM100 112V111H99ZM113 112V111H112ZM146 112V111H145ZM189 112H190V110H189ZM188 112V113H189ZM75 113V112H74ZM78 113V112H77ZM108 113V112H107ZM128 113V112H127ZM191 113V112H190ZM190 113H189V115H190ZM35 114H40V121L38 120L37 122H36V120L38 119V115H37V119L35 118H33L34 119V121L36 122V124L34 125L33 124V122H32V117L35 115ZM61 114V113H60ZM63 114V113H62ZM65 114V113H64ZM67 114V113H66ZM65 114V115H66ZM150 114V113H149ZM170 114V113H169ZM184 114H185V112H184ZM219 114V115H218ZM250 114H252V113H250ZM256 114V115H255ZM56 115V116H57ZM67 115V116H68ZM103 115V114H102ZM107 115V114H106ZM105 115V116H106ZM139 115V114H138ZM143 115V114H142ZM146 115V114H145ZM157 115V114H156ZM172 115V114H171ZM188 114H186V116H187ZM218 115V116H217ZM104 116V117H105ZM154 116V115H153ZM158 116V115H157ZM170 115H168V117H169ZM173 116H174V114H173ZM173 116H171V117H173ZM184 116V115H183ZM72 117V116H71ZM99 117V116H98ZM120 117V116H119ZM147 117V116H146ZM151 117V116H150ZM159 117H160V115H159ZM164 117V116H163ZM176 118L175 119H173V120H176L177 119V116H175ZM189 117V116H188ZM62 118V117H61ZM64 118H66V117H64ZM68 118V117H67ZM131 118V117H130ZM136 118V117H135ZM155 118H156V116H155ZM170 118V117H169ZM187 118V117H186ZM72 119V118H71ZM147 119V118H146ZM188 119H190V118H188ZM187 119V120H188ZM192 119V118H191ZM240 119H241V121H240ZM31 120V121H30ZM57 120H58V118H57ZM64 120H66V119H64ZM105 120V119H104ZM149 120V119H148ZM186 120V121H187ZM214 120V121H213ZM52 121V122H51ZM68 120H66V122H67ZM73 121V120H72ZM128 121V120H127ZM158 121V120H157ZM156 121V122H157ZM211 121H212V123H211ZM246 121H249L248 119L246 120ZM245 121V122H246ZM34 122V123H35ZM51 122V123H50ZM57 122H59V121H57ZM62 122H63V119H62ZM61 122V123H62ZM104 122H106V121H104ZM135 122V121H134ZM176 122H177V120H176ZM191 122V121H190ZM220 122V123H221ZM255 122V123H254ZM157 123H159V122H157ZM164 123V122H163ZM178 123H180L181 124V122H179L178 121ZM247 123V122H246ZM249 123V122H248ZM247 123V124H248ZM259 123H260V125H262L263 124V126L261 127L260 125H259ZM65 124V123H64ZM156 124V123H155ZM161 124V123H160ZM159 124V125H160ZM165 124V123H164ZM194 124V123H193ZM222 124V123H221ZM256 124H258L260 127V129H257L258 127H256ZM62 125V124H61ZM67 125V124H66ZM98 125V124H97ZM146 125V124H145ZM163 125V124H162ZM166 125V124H165ZM182 125H185L184 123L182 124ZM181 125V126H182ZM217 125H218V123H217ZM34 126V127H33ZM58 126V125H57ZM64 126V125H63ZM121 126V125H120ZM171 126H173V127H171ZM176 126V125H175ZM187 126H189V125H187ZM228 128H227V127ZM249 126V125H248ZM29 127V126H28ZM32 127H33V130H32ZM127 127V126H126ZM145 127V126H144ZM158 127V126H157ZM186 126H184L183 128H184V130L187 128H185ZM191 127V126H190ZM192 127H194L193 125H192ZM226 127V128H225ZM255 127H256V129H255ZM56 128V127H55ZM54 128V129H55ZM61 128V127H60ZM66 128V127H65ZM140 128V127H139ZM154 128H155V126H154ZM159 128V127H158ZM189 128V127H188ZM188 128L186 129V130H188ZM23 129H25V131L23 130ZM28 129V130H29ZM125 129V128H124ZM149 129V128H148ZM163 129V130H164ZM174 129V132L176 133L175 135H176V137H175V135H174V132L172 131V130ZM30 130H29V133H30ZM150 130H153V129H150ZM162 130V132H164ZM168 130H171V131H168ZM176 130V131H175ZM183 130V129H182ZM191 130V129H190ZM193 130V129H192ZM24 131V132H23ZM55 131V130H54ZM160 131V130H159ZM20 132H22L23 134H21ZM58 132V131H57ZM64 132V131H63ZM135 132V131H134ZM185 132H187V131H183L181 134L182 135H184L183 133H185ZM191 132V131H190ZM189 132V133H190ZM253 132V131H252ZM44 133H46V135L44 134ZM54 133H56V131L54 132ZM59 133V132H58ZM136 133V132H135ZM138 133V132H137ZM150 133H151V131H150ZM171 133V134H170ZM192 133H190V134H192ZM243 134V136H241V137H239L240 136V134ZM256 133H258V135H256ZM51 133H49V135H50ZM139 134V133H138ZM148 134V133H147ZM160 134V133H159ZM246 134H248V132L246 133ZM42 135H44L45 137H43ZM149 135V134H148ZM147 135V136H148ZM161 135H158V137L159 136H161ZM21 136V137H22ZM25 136H27L28 137V133H27V135L25 134ZM142 136V135H141ZM246 137H247V135H245ZM255 136V137H254ZM20 137V138H21ZM23 137L21 138V140L23 139ZM50 137V136H49ZM52 137L53 138H55V136H54V134L52 135ZM94 137V136H93ZM93 137H92V139H93ZM96 137V136H95ZM184 137V136H183ZM196 137V138H195ZM235 137V138H234ZM90 138V137H89ZM26 139V137H24V143H25V140ZM133 139V138H132ZM146 139V138H145ZM157 139V140H158ZM166 139H172V138H169V137H166ZM185 140L187 139V138H184ZM195 139V140H194ZM248 139V137L246 138V140ZM30 140V141H31ZM39 140H37L36 141V144H38L37 142L39 141ZM48 140H50L51 141V138L50 139H48ZM53 140V139H52ZM96 140V139H95ZM114 140V139H113ZM118 140V139H117ZM131 139H129L128 141H130ZM135 140V139H134ZM133 140V141H134ZM156 140V139H155ZM172 140H174V139H172ZM171 140V141H172ZM246 140L244 139V141H242V144H243V142H244V144H245V142H246ZM249 140H247V145L246 146H248V144H250V142H248ZM44 140H42L41 142H43ZM94 141V140H93ZM121 141V140H120ZM147 141H148V139H147ZM151 141V140H150ZM149 141V142H150ZM170 141V142H171ZM187 141V140H186ZM186 141H184V144L186 143ZM12 142V143H11ZM33 142H32V144H33ZM40 142V143H41ZM46 142V141H45ZM49 142V141H48ZM47 142V143H48ZM52 142V141H51ZM110 142H111V140H110ZM114 142V141H113ZM113 142H112V144H113ZM118 142V141H117ZM123 141H121V143H122ZM124 142H126L127 143V141H124ZM123 142V143H124ZM155 142V141H154ZM153 142V143H154ZM173 142V141H172ZM176 142V141H175ZM191 142V141H190ZM241 142V141H240ZM4 143V144H3ZM31 143V142H30ZM47 143H45V144H47ZM108 143V145H109V142H107ZM116 143V142H115ZM119 143V142H118ZM134 143V142H133ZM152 143V144H153ZM158 143H159V146H161V147H159L158 146ZM160 143L164 146H162V145H160ZM168 145H167V144ZM174 143V142H173ZM239 143V140H238V142H237V144ZM17 144H19V146H18V149L16 150L15 149V152H16V155L14 156L13 155V160H12V162H11V166H12V168H16L17 167V163L19 162V160L20 159H22V158H24V155L26 154L25 152H26V149H25V147H27V145L25 144H23V143H17ZM35 144V143H34ZM33 144V145H34ZM45 144H43L44 145V147H45ZM138 144V143H137ZM145 144V143H144ZM147 144V143H146ZM166 144V145H165ZM184 144H183V146H184ZM237 144H235V145H237ZM252 144V143H251ZM251 144H250V146H251ZM1 145H2V147H1ZM4 145V146H3ZM14 145V144H13ZM13 145H11L13 148H14V146ZM31 145V144H30ZM48 145V144H47ZM51 145V144H50ZM124 146V148H125V146L126 145H128V144H123ZM130 145V144H129ZM174 145V144H173ZM187 145V147L189 146V145H191V143L189 144H185V146ZM192 145V146H193ZM235 145H232L233 146V148H234V146ZM36 146H38V145H36ZM35 145H34V147H36ZM49 146V145H48ZM115 146H116V144H115ZM138 146H140V145H138ZM141 146H142V144H141ZM140 146V147H141ZM145 146V147H146ZM165 146H171V147H169V150H168V148L167 147H165ZM191 146V147H192ZM232 146H231V148H232ZM8 147V146H7ZM10 147V146H9ZM33 147V148H34ZM43 147V148H44ZM91 147V146H90ZM126 147H128V146H126ZM133 147V146H132ZM238 147V146H237ZM237 147L235 146V148L237 149ZM249 147V146H248ZM248 147H246V148H248ZM15 148H16V146H15ZM38 148V147H37ZM42 148V149H43ZM46 148V147H45ZM44 148V149H45ZM49 148V147H48ZM113 149H114V146L112 147ZM121 148V147H120ZM130 148V147H129ZM137 148V147H136ZM172 148H174L175 149V151H173V150H171ZM185 148V147H184ZM190 148V147H189ZM232 148V150H234ZM243 148V147H242ZM242 148L240 147V150H242ZM246 148H245V150H244V154H242V152H241V155L242 156H244L245 157V162H247L246 161V155H245V151H246ZM250 148V147H249ZM252 148H253V146H252ZM12 149V148H11ZM117 150L116 151H118V148H116ZM141 149V148H140ZM153 149V150H152ZM192 149V148H191ZM244 149V148H243ZM260 149V150H259ZM10 150V149H9ZM30 150V149H29ZM32 150V149H31ZM123 149H121V150H119V151H122ZM126 150V149H125ZM133 150H135V149H133ZM137 150H139V148L137 149ZM187 150V149H186ZM189 150V149H188ZM12 152H13V150H11ZM38 151H39V149H38ZM89 151H91V150H89ZM107 151V150H106ZM118 151V152H119ZM127 151V150H126ZM136 151V150H135ZM236 151V150H235ZM10 152V151H9ZM15 152H13L14 154H15ZM42 152V151H41ZM88 152V151H87ZM105 152V151H104ZM124 152V151H123ZM247 152H249V150H247L246 151V153ZM253 153H255V151H252ZM32 153V152H31ZM90 153H92V152H90ZM108 153V152H107ZM102 154V153H101ZM126 154V153H125ZM187 154V153H186ZM248 154V153H247ZM33 155V154H32ZM32 155H29L28 157H30V156H32ZM38 155V154H37ZM104 155H105V153H104ZM121 155H123V156H121ZM126 155V156H127ZM240 155V154H239ZM238 155V156H239ZM249 154H248V156H250ZM4 156V155H3ZM3 156H2V158H3ZM12 156V155H11ZM27 156V155H26ZM121 156V157H120ZM182 156H184V157H182ZM247 156V157H248ZM110 157V158H109ZM119 157H120V160H119ZM128 157V158H129ZM234 157H235V160H234ZM8 158V157H7ZM6 158V159H7ZM126 158V157H125ZM237 158V159H236ZM12 159V158H11ZM122 159V160H121ZM134 159V160H133ZM249 159H251L250 157L247 159L248 160V162H249V166H253V161L252 162H250L251 160H249ZM1 160V159H0ZM3 160V159H2ZM26 160V159H25ZM27 160H29V158L27 159ZM32 160H33V157H32ZM97 160V161H98ZM123 160H125V161H123ZM240 160V159H239ZM264 160V159H263ZM10 161V160H9ZM35 161V160H34ZM105 161V162H106ZM244 161L243 162H241V163H244ZM1 162V161H0ZM21 162V161H20ZM22 162H24L23 161V159H22ZM168 162V163H167ZM219 162H221L222 164L221 165H218V163ZM255 162V161H254ZM2 163V162H1ZM7 163H9L8 161H6V166H8V164ZM80 163V162H79ZM93 163V162H92ZM96 163V162H95ZM99 163V164H98ZM116 163V164H115ZM257 163H254V165L256 164V166L258 165ZM3 164H5V162L3 163ZM2 164V165H3ZM32 164V163H31ZM29 165V166H33V164L32 165ZM166 164H168L169 166H167ZM237 164V163H236ZM246 163H244L243 165L241 164V166H246L245 168H249V167H247V165H245ZM248 164V163H247ZM21 165V164H20ZM104 165V166H103ZM170 165H172L171 167H170ZM217 165V166H216ZM261 165H262V167H261ZM0 166H1V164H0ZM10 166V165H9ZM24 166H27L26 164L24 165ZM82 166V165H81ZM95 166V165H94ZM93 166V167H94ZM101 166V167H100ZM238 166H240L239 165V162H238ZM256 166H253L254 168L256 167ZM34 167V166H33ZM92 167V166H91ZM215 167V168H214ZM216 167L218 168V169H216ZM242 167V168H243ZM5 168H7V167H5ZM9 168H11V167H9ZM12 168L10 169L11 171H12V173H13V170H12ZM251 168V167H250ZM216 169V170H215ZM91 170V169H90ZM97 170V169H96ZM95 170V171H96ZM245 170V169H244ZM247 170V169H246ZM249 170V169H248ZM248 170L247 171H244V172H248ZM255 170V169H254ZM254 170L253 171H251V170H249L250 172H253L254 173ZM256 170L258 171V169L256 168ZM255 170V171H256ZM9 171V170H8ZM237 171V172H236ZM10 172V171H9ZM38 172V171H37ZM0 173H1V171H0ZM215 173H217V174H221L222 175V177H223V179H220V180H223V182L221 183L220 181H218V180H215V179H217V177L215 176ZM242 173H243V169H242ZM259 173H258V175H259ZM6 174V173H5ZM4 174V175H5ZM245 174V173H244ZM243 174V175H244ZM247 174V173H246ZM245 174V176H251L252 175V173H251V175L250 174H247L246 175ZM11 175V174H10ZM20 174H16V176L18 177ZM188 175H190L189 177L190 178H196L197 179V182H199V185L201 184V189L200 190H204L205 192H206V189L207 188H204L205 186H204V184H206V186L207 187H210L209 185H211V186H213V185H215V183L214 182H216V184H218V185H224V186H222L223 188H220V186H219V188H220V190L222 191L223 189V191L224 192H226V188L227 189H229V193L228 192H226V194L227 195H225V196H227V197H225V196H223V194L220 192V190H218V188L216 187V186H213L214 188L216 187L217 188V191L220 193H218V196H212V197H210L208 194L212 191V194H214V191H213V188H212V190L210 191H207V193H205V195H201V194H197V193H195L196 192V187L195 186H191V185H187V186H184V184H182V183H185V184H188V181H187V183L185 182L186 180H185V178H187L188 177ZM257 175V174H256ZM255 175V176H256ZM257 175V176H258ZM7 177L9 176V174H7L6 175ZM14 176V175H13ZM16 176H15V178H16ZM27 176V175H26ZM51 176V175H50ZM242 176V175H241ZM248 176V177H249ZM254 176V175H253ZM253 176H251V178H250V180L251 179H253ZM255 176H254V179H255ZM260 176H262V175H260ZM260 176H258V179L260 178V180L264 177V174H263V176L262 177H260ZM22 177V176H21ZM185 177V178H184ZM189 177H188V179H189ZM221 177V178H222ZM233 177V178H232ZM24 178V177H23ZM227 179L225 182H224V180L225 179ZM247 178V177H246ZM245 178V179H246ZM248 178V179H249ZM4 179H7V178H5L4 177ZM9 179V178H8ZM7 179V180H8ZM182 179H184L183 181L184 182H182ZM187 179V180H188ZM195 179V180H196ZM241 179V178H240ZM238 180V181H234L233 183H239L240 184V187H241V185H242V183L240 182L241 180ZM257 178H256V180L258 181V184H260V181L258 180ZM0 180H1V178H0ZM6 180V181H7ZM13 180V179H12ZM191 180V179H190ZM244 180V179H243ZM247 180V179H246ZM256 180H252L253 181V183H254V181H256ZM263 180H264V178H263ZM262 180V181H263ZM18 181V180H17ZM180 181H181V183H180ZM217 181L220 183H217ZM252 181H250V182H252ZM261 181V182H262ZM8 182V181H7ZM11 181H9L8 182V184L6 185L5 184V186H3V188H1L0 187V190H6V191H8L7 189H5V188H8V189H10V187L8 186V185H12V184H9ZM13 182V181H12ZM106 182V181H105ZM246 182V181H245ZM244 182V183H245ZM18 183H19V181H18ZM252 183V184H253ZM14 184V183H13ZM29 184V183H28ZM246 184V183H245ZM256 182H255V184L254 185H256V186H259ZM264 184V183H263ZM262 183H261V185H263ZM15 185H16V183H15ZM196 185H197V183H196ZM202 185H203V187H202ZM217 185V186H218ZM229 185V186H228ZM234 185H236V184H232L231 186L233 187ZM244 185V184H243ZM249 185V187H250V184H248ZM247 185V186H248ZM238 186V185H237ZM253 186V185H252ZM5 187V188H4ZM199 187V186H198ZM230 187V188H229ZM234 187H236V186H234ZM233 187V188H234ZM246 187V186H245ZM248 187V188H249ZM253 187H255V186H253ZM262 186H259V188H261ZM12 188V187H11ZM13 188H14V186H13ZM15 188H16V186H15ZM15 188H14V190H15ZM20 188V187H19ZM71 188V187H70ZM203 188V189H202ZM232 188V189H233ZM244 188V187H243ZM242 188V189H243ZM247 188V187H246ZM18 189V187L16 188V190ZM209 189V188H208ZM231 189V190H232ZM237 190H238V188H236ZM241 189V190H242ZM252 189V188H251ZM258 189V188H257ZM256 189V187L254 188V190L256 191L257 190ZM11 190V189H10ZM15 190V191H16ZM240 190V191H241ZM244 190V189H243ZM254 190H252V191H254ZM15 191H13V192H15ZM19 191V190H18ZM23 191V190H22ZM233 191H234V189H233ZM245 191H247L248 192V190L246 189ZM250 191V190H249ZM258 191H259V189H258ZM198 192V191H197ZM203 191H201V193H202ZM223 192V193H224ZM232 192V193H231ZM235 192V191H234ZM242 192H244V191H242ZM242 192L240 193V196L242 195ZM251 192V191H250ZM249 192V193H250ZM257 192V191H256ZM262 192V191H261ZM9 193V192H8ZM11 193H12V191H11ZM24 193V192H23ZM216 193V194H217ZM252 193V192H251ZM263 193V192H262ZM261 193V195H264V194H262ZM13 194V193H12ZM195 194H197L198 196H202L201 198L203 199V197L204 196H206L207 197V195L209 196L208 198H206L207 200H204V202H203V200H201L203 203H207V204H210L211 203V206H210V208L211 209H213L214 210V212H213V214H212V216H210V215H208V210H206L205 208L206 207H208L209 205H207L206 203H205V206L206 207H204L203 208V203L201 204V202H199L200 203V207L203 209V211H204V209H205V211L207 212V214H206V212H205V214L208 216H206L205 214L202 216L201 214L203 213V211H202V209H200V207H198L199 209L198 210H200V212L202 211V213H200V215H198V213H199V211L197 210V206H195V199H194V195ZM211 194V195H212ZM243 194H245V192L243 193ZM247 194V193H246ZM254 194V193H253ZM11 195V194H10ZM220 195V196H219ZM235 195V194H234ZM237 195H238V193L235 195L236 197H237ZM249 195V194H248ZM251 195V194H250ZM249 195V196H250ZM255 195H257V194H255ZM260 195V192H259V194L257 195V197H255L256 199L259 197V198H262V197H260L261 196ZM196 196V195H195ZM244 196H246L247 197V195H244ZM2 197H4V196H2ZM21 197V196H20ZM87 197V196H86ZM77 198V197H76ZM118 198V197H117ZM118 198V199H119ZM198 201H200L198 198H197V196L195 197ZM200 198V199H201ZM204 198V199H205ZM241 198V201H243V198H242V196L240 197ZM264 198V197H263ZM79 199V198H78ZM0 200H1V198H0ZM3 200H4V198H3ZM102 200V199H101ZM196 200V201H197ZM236 200H238L237 198H236ZM258 200V199H257ZM5 201H7V200H5ZM98 201V200H97ZM99 201H100V199H99ZM104 201H105V198H104ZM115 201V202H114ZM240 201V202H241ZM250 201H249V203H250ZM2 202V201H1ZM102 202V201H101ZM101 202H99V204H100V207L102 206V205H106V201L104 202V204H101ZM50 203V202H49ZM103 203V202H102ZM237 203V202H236ZM238 203H239V201H238ZM103 206V207H105V209L107 208V205L106 206ZM202 205V206H201ZM234 205V206H233ZM238 205V204H237ZM44 206H45V204H44ZM263 206V207H262ZM102 207V208H103ZM109 207V208H110ZM117 207L119 208V209H117ZM195 207H196V209H195ZM122 208V209H121ZM209 208V207H208ZM207 208V209H208ZM236 208V209H235ZM2 209V208H1ZM4 209V208H3ZM2 209V210H3ZM90 209V207H88V210ZM99 210H100V208H98ZM105 209L103 210V211H105ZM87 210V208H85V210L82 212L83 213V215H82V217H81V215H80V219H78L79 217L77 216V217H75V218H72L71 217V219H69L68 217V219L65 217L64 218V221H65V219H66V222L68 221V223H66V225H64L65 227L64 228H66L67 227V230L65 229V232H67L66 234H67V237H66V240L70 243L69 244V246L71 245V248H72V253H74L73 255H75L74 257L76 258V256L78 257L77 258V261H79L81 264H117V263H119L120 264V260H122V259H124V261L121 263V264H125L124 262H127L126 264H132V263H130L131 262V260L132 259H130V257H131V255H128L127 254V252L129 253V251H126V254H125V250L123 249V248H121V247H119V245H118V243L115 241V243H116V245H117V247L116 248H113L112 247V245L113 244H111L110 242L113 240L114 241V239L115 238H113V235H114V233H113V231L114 230H111L112 228H113V226L110 224L111 223V221L109 222V224H110V226H112V228L108 225V222L107 221H105V218H106V216L104 217L103 215H102V217H104V220L102 219L101 220V215L99 214V212H98V214L97 215H99V216H95L94 214H95V211L94 212H92V208L90 209L91 211H89V212H87L88 211ZM98 210V211H99ZM196 210L198 211V213L196 212ZM218 210H220L219 212H218ZM5 211V210H4ZM9 211V210H8ZM101 211V210H100ZM113 211V212H114ZM131 211V212H130ZM210 211V210H209ZM47 212V211H46ZM91 212H92V214H91ZM107 212H108V210H107ZM212 212V211H211ZM246 212V213H247ZM251 212V213H250ZM23 213V212H22ZM102 213H105L106 214V212H102ZM111 213V212H110ZM109 213V214H110ZM126 213H128V212H126ZM71 214V213H70ZM80 214V213H79ZM114 214H116V212H114ZM133 214V215H132ZM215 214V215H216ZM220 214V215H221ZM126 215V214H125ZM122 216V217H127V216ZM128 215V214H127ZM235 215H237L236 213H235ZM43 216V215H42ZM210 216V217H209ZM33 217V216H32ZM100 218V220H99V218ZM121 217V216H120ZM219 217V218H220ZM231 218H232V216H230ZM238 217V216H237ZM137 218H141V219H137ZM78 219V220H77ZM107 219H109L108 217H107ZM113 219V218H112ZM118 219V218H117ZM116 219V220H117ZM123 219V218H122ZM121 219V220H122ZM217 219V220H216ZM228 219V218H227ZM119 220V219H118ZM118 220H117V223H113V225H114V228H115V226H118L119 228L122 226L121 224L123 223H121V221H120V223L121 224H119L118 223ZM130 219H128V221H129ZM230 220V219H229ZM233 220H234V218H233ZM14 221V220H13ZM63 221V222H64ZM146 221V222H145ZM217 221V222H216ZM237 221V220H236ZM105 222H106V225H104L105 224ZM114 222V221H113ZM134 222V221H133ZM239 222V221H238ZM242 222V221H241ZM103 223V224H102ZM131 223V222H130ZM225 223V224H224ZM5 224V223H4ZM116 224H118V225H116ZM226 224H228V225H226ZM108 225V226H107ZM149 225V226H148ZM105 226H107V227H109V228H106ZM125 226V225H124ZM134 226V227H135ZM126 227V226H125ZM256 227V228H255ZM123 227H121V229H120V231H121V233L123 232L122 230H124V228L122 229ZM148 228L149 229H151V231H152V229H153V232H150L149 231V235H152V233L154 234V235H156L154 232H156V233H158L156 236H159L160 235V238L159 237H157L158 239V241L160 242V244L161 245H159V244H157L156 242H155V240H156V238L155 237H153V236H149L150 237V239H152V238H155V240H154V242H155V246H158V248L160 247V246H162L163 248L161 249H158V250H156V251H159V250H161V251H159L158 252V254H155V252L154 251H151L152 249H151V247L150 248H148L149 247V245L147 244V242L150 240L149 239V237L147 236H145V234H148ZM1 229V228H0ZM134 229V228H133ZM223 229H224V231H223ZM226 229H228V227L226 228ZM230 229V228H229ZM229 229L227 230V231H229ZM119 230V229H118ZM235 230V229H234ZM246 230V231H245ZM16 231V230H15ZM18 231V230H17ZM110 231H112V232H110ZM119 231V232H120ZM125 231V230H124ZM138 231L140 232V233H138ZM239 231V230H238ZM7 232V231H6ZM20 232V231H19ZM18 232V233H19ZM63 232V231H62ZM145 232H147V233H145ZM240 232V231H239ZM15 233V232H14ZM27 233L28 232H26V234L25 235H27ZM30 233V232H29ZM110 233H113V235L112 234H110ZM124 233H127V231L126 232H124ZM143 233H145L144 235H143ZM169 233V234H168ZM227 233H229V232H227ZM32 234V233H31ZM30 234V235H31ZM35 233H33V235H34ZM120 234V233H119ZM163 234V235H162ZM225 234H226V232H225ZM230 234H232L231 232H230ZM15 235V234H14ZM29 235V234H28ZM125 235H128V233L127 234H125ZM125 235H123L124 237H125ZM162 235V236H161ZM110 236H112V238L113 239H111L110 238ZM138 236V235H137ZM143 236H145V237H143ZM247 236V237H246ZM25 238H26V236H24ZM33 237V236H32ZM35 237V236H34ZM58 237V236H57ZM106 237H108V238H110V240L108 239V238H106ZM116 237V236H115ZM124 237H122L123 239H124ZM173 237V238H174ZM3 238H4V235H3ZM29 238V237H28ZM28 238H26V240H28ZM37 238V237H36ZM121 238V240L123 241V239ZM126 238L127 237H125V239H124V241H123V243H121V246L122 247H124L123 246V244H124V242H127L126 241ZM138 238V237H137ZM139 238H141L140 237V235H139ZM175 238H174V240H175ZM240 238V237H239ZM0 239H1V237H0ZM5 239V238H4ZM3 239V240H4ZM2 240V239H1ZM1 240H0V242H1ZM3 240H2V242H3ZM25 240V239H24ZM32 241H33V239H31ZM31 240L29 239V243H31ZM40 240V239H39ZM107 240L108 241H110V242H108V243H110L109 244V246H111V248L107 245L108 243H107ZM118 240V239H117ZM139 240V239H138ZM139 240V241H140ZM146 240H147V242H146ZM153 240V239H152ZM4 241H6V239L4 240ZM8 241V240H7ZM6 241V242H7ZM34 241H36L35 239H34ZM33 241V242H34ZM55 241V240H54ZM112 241V242H113ZM119 242H121L120 240H118ZM157 241V242H158ZM6 242H4V243H6ZM15 242H17V241H13V243L15 244ZM138 242V241H137ZM136 242V243H137ZM142 242V241H141ZM152 242V241H151ZM150 242V243H151ZM153 242V243H154ZM164 242V243H165ZM172 242V243H171ZM10 243H12V242H10ZM12 243V244H13ZM114 243V244H115ZM11 244V246L13 247V245ZM18 244V243H17ZM126 244H128V242L126 243ZM157 244V245H156ZM19 245V248H20V244H18ZM130 245V244H129ZM147 245H148V247H147ZM154 245H152L153 247H154ZM43 246V245H42ZM105 246L107 247L108 246V248L109 249H112L113 248V251H114V249L116 250V254H118V253H120V254H118V255H120L119 257L117 256H115V252L113 253V251H112V253H111V251H110V253H109V250L107 251L108 253L106 254V250L104 251V248H105ZM143 246V247H142ZM11 247V248H12ZM16 247H18L17 245H15V249H16ZM34 247V246H33ZM54 247V246H53ZM126 247H127V245H126ZM146 248L145 250L143 249V248ZM238 247H240L239 246V244H238ZM10 248V249H11ZM18 248V249H19ZM125 248V247H124ZM128 248H129V246H128ZM128 248H125V249H127L128 250ZM131 249V251H132V248H130ZM137 250L138 249V247L137 248H134V250ZM143 249V250H142ZM149 249H150V251H149ZM168 249H169V251H168ZM187 249V250H186ZM237 249H239V250H237ZM140 250H142V251H140ZM186 250V251H185ZM175 251V252H174ZM242 251V252H241ZM17 252V251H16ZM41 252V251H40ZM133 252V251H132ZM163 252V251H162ZM182 252V253H181ZM237 252V253H236ZM239 252H241V254L239 253ZM47 253H49V252H47ZM56 253V252H55ZM144 253V254H143ZM157 253V252H156ZM166 253V254H167ZM57 254V253H56ZM111 254V255H110ZM113 254H114V256H113ZM132 254V253H131ZM149 254V253H148ZM239 254V255H238ZM133 255V254H132ZM147 255V254H146ZM151 255V254H150ZM150 255H147V257H149ZM160 255L158 256V257H160ZM168 255H170L169 253H168ZM172 255H170V256H168V257H173ZM176 255L177 254H175L174 255V259H175V257H176ZM130 256V257H129ZM137 256L136 257H134V258H136V260H134L135 261V263L137 264ZM165 256V255H164ZM164 256H162L164 259H168L167 257H164ZM234 256H235V258H234ZM236 256H240V257H236ZM133 257V256H132ZM151 257V256H150ZM180 257V256H179ZM179 257H177V258H179ZM180 257V258H181ZM54 258V257H53ZM141 258V259H142ZM157 258V257H156ZM161 258V257H160ZM159 258V259H160ZM171 259V258H169V260L168 261H170V259L173 261V262H175L174 261V259ZM191 258V259H190ZM236 258H238V260H236ZM149 260H147V261H149V262H151V259H152V257H151V259L150 258H148ZM158 259V260H159ZM164 259L162 260H160V261H158V262H160V264H164V262L166 261H164ZM139 261H140V259H138ZM143 260V259H142ZM141 260V261H142ZM143 260V261H144ZM179 260V261H180ZM63 261H65V259L63 260ZM134 261H133V263H134ZM140 261V262H141ZM143 261H142V264H143ZM146 261V262H147ZM153 261V260H152ZM157 261V260H156ZM155 261V262H156ZM161 261H164V262H161ZM189 261V262H188ZM2 262V261H1ZM117 262V263H116ZM140 262H138V264L140 263ZM149 262H148V264H149ZM171 262V261H170ZM173 262H171L172 264H173ZM193 262H192V264H193ZM153 262H151V264H152ZM176 263V262H175ZM10 264V263H9ZM79 264V263H78ZM145 264H147V263H145ZM155 264H157V263H155ZM167 264H169V262L167 263Z\"/></svg>","mask_w":264,"mask_h":264},{"label":"rangeland","instance_id":"374dc122","mask_svg":"<svg viewBox=\"0 0 264 264\" xmlns=\"http://www.w3.org/2000/svg\"><path fill=\"white\" fill-rule=\"evenodd\" d=\"M26 1H31V0H25V3H27ZM39 1H41V0H39ZM123 1H125L124 3H125V5L124 6H122L123 5ZM129 1L131 2V4H129ZM122 0L121 1V3H120V5L122 6V7H125L127 4H129L130 6H126V8L128 9L129 7L133 10V12H132V10L131 9H129L130 10V12H131V15L129 14L128 16H130V17H128V21L126 20L125 21V23L124 24H127L128 23V25H122V26H124L123 27V29L122 28H120V33L118 34V32L119 31H116L117 32V35L116 34H114L113 36H114V38L113 39H115V37H117V36H119V40H117V38L115 39V40H113V41H115V42H112V45H111V47H109L108 48V50L105 52V53H102L101 54V60L102 59H105V60H107V61H101V62H103V64L100 62L99 63V67L100 66H102L101 68H99V69H97L98 68V66H96L95 67V72L96 73H94V74H96V75H94V77L92 78V82L93 83H91L90 84V81H88L89 82V84H88V82H87V84H88V86H87V84H86V86L84 85V87H85V89L87 88V89H89L90 90V88H91V90L90 91H88L87 89V92H86V90H82V89H84V87H82V89H81V91H82V95H83V98H81V95H80V102H78V100H77V102L78 103H76L75 101H73V103H71L69 106H67V107H69V109H68V111H66L65 109L67 108L66 106L64 107V109L63 108H61V110H60V106H61V104L60 103H58V101L56 100V99H58V97H59V95H60V86L62 87L64 84H66L67 83V81H68V78H72V77H70V76H72V74H73V72L72 71H74V70H77L78 69V66H79V63H80V61H81V58H78V56L79 57H84V55L86 54V53H84L83 54V52H81V50L82 51H84V52H87L88 50H90L89 49V46H90V42H93V43H95L94 45H96V46H98V44H100V42H101V40H102V42H103V40H105L106 39V37H108L109 36V34L108 33H110V32H112L113 30L109 27V26H106L105 25V29L103 28V26H104V24H108L109 22L113 25V23H112V21H110L111 20V18H113L114 17V15H113V17H111L112 16V14H110L109 15V17H106V14H108L107 12H106V14L104 15V13H102L103 15H104V17H102L103 15L102 14H99L100 15V17H99V15H98V13H97V15H96V13H94L96 16H98L97 18L99 19H96V21H94V19L92 18V20H93V22H91V20L90 21H88V17L87 16H89V14L90 13H88V14H86L85 15V13H84V16H83V20H82V23L83 24H81V25H79L80 24V22L79 23H77L75 26H73L72 27V32L73 33H71L70 35H71V37H69L70 39V41H68V39L66 40V41H64V43H66L67 45H71L70 46V48H69V52L68 53H61L62 55H63V57L61 58V59H63V61H61V66L60 65H58L57 66V68H56V71H54V77L55 78H53V80H52V82L50 83L51 85H49V88H48V90H47V93H46V100H47V102H46V100H45V102H46V104L45 105H48L49 106V104L51 105V107L49 108L48 106L46 107L45 106V108H47L48 110L49 109H53V108H59V110L57 109V111L59 112L58 113V115L56 116L55 115V118H53L55 121H53V123H51V125H50V127H49V129L46 131V133H47V135H46V133H44L45 135H46V138L45 139H42V140H44L43 142H41L42 140H41V138H40V140L39 139H37V140H39L37 143L38 144H36V141H32L31 140V138H29V134H30V137H32L31 135L33 134V131H31L29 128H31V125H32V123H31V125L29 124L27 127H25V129L28 131L27 133H28V137L27 136H25V134L27 135V133L25 132L24 133V137H26V141H25V143L23 142L24 140V137H23V139L21 140V136L19 135V137H18V142H16L15 140H16V138H13V139H15L14 140V142L15 143H12V144H10L9 142L10 141H8L7 143V145H6V147L4 146L3 147V154H2V156H3V158H2V156H1V162H0V164H1V166H0V171H1V173H0V178H1V180H0V187L1 188H3V186H5V184L7 185L8 184V182L9 181H11L9 184H12L11 186L10 185H8L9 187H10V189H8V188H5V189H7L8 191H6V190H0V198H1V200H0V237H1V239L3 240L4 238L6 239V241H4L3 240V242H2V240H1V242H0V264H81L79 261H77V256H76V258L74 257L75 255H73L74 253H72L71 251H72V248H71V245L69 246V242L66 240V237H67V232H65V229L67 230V227L66 228H64L65 226L64 225H66V223H68V221L66 222V219H65V221H64V218L66 217H68L69 219H71V217L72 218H75V217H79L78 219H80L81 217H82V215H83V211L85 210V208H87V210H88V207H90V209L92 208V212H94L95 211V216L98 214V212H99V214L101 215V220L103 219L104 220V217L106 216V218H105V221H111V225L113 226V228H112V226H110V224H109V222H108V225L112 228L111 230H114L113 231V233H114V235H113V233H110V234H112L113 235V238H115L114 239V241L112 242L111 240H110V238L111 239H113L112 238V236H110V238H108V237H106V238H108L110 241H108L107 240V243L108 242H110L111 244H113L112 245V247L113 248H116L117 247V245H116V243H115V241L118 243V245H119V247H121V248H123L124 250H125V254H126V251H129V253L127 252V254L128 255H131V257H130V259H132L131 260V262L130 263H132V264H136L135 263V261L134 260H136V258H134V257H136L137 256V254L138 255H140V256H142V254L140 253V252H138V253H135V251L137 252V251H139V247L143 244V242L145 241V239H143L142 238V236H141V234H136L135 233V231H137V230H139V229H141V228H138L139 226L138 225H141V227H142V225H145L146 226V224H148V223H145V224H140L139 222H144V221H140L139 220V222H137L136 220H135V218H136V216H132L131 217V213H130V215H129V211H126V212H128V213H126L125 212V210L121 213V212H119V208L117 207V209H119L118 211L116 210V211H114L115 209L113 208V210L111 209V207L110 206H108L109 204L111 205V204H113L115 207H116V205H118V200H120V198H121V196H117L116 197V195H115V193H116V191H115V189L114 188H112V189H114V192L115 193H113L112 191L113 190H110L111 188H110V186L107 184V180H104V182L102 181L103 179H105V178H102V177H104V176H106L105 175V172H106V170H105V168H107L106 167V165H108L109 164V160L111 159L112 161H114V162H116V159H114V157L112 158V155H113V153L114 154H117V156H118V154H123V155H121V156H123L124 158H122V159H128V160H126V161H131V158L128 156L129 154L127 153V152H129L130 150H128V149H132V152L134 151L135 153H137V151L139 152H141V150H142V147H143V149L144 148H148V150H150V148L148 147V146H150L151 148H154V146H155V148H154V150L153 151H157V147H156V145H155V143L157 144V142H159V139L158 138H160V142L162 141V138H163V136H164V141L163 142H167V143H172V144H169V145H171L172 147H174L176 144L175 143H177L178 144V147L177 148H179V146L181 145L182 146V148H181V150H178V149H176V151H178V153L180 154V152L182 151V150H184L183 152L185 153L184 155H187V156H189V155H191L190 157H192V156H194L195 158L196 157H198V154L195 156L194 155V153L196 154V151H194V145L192 144V138H189V136H191V135H193L194 136V134L192 133L193 131L194 132H196V130H195V127H196V121L194 120V119H196L195 118V112H194V108L192 109V107H191V103H192V101H195V103L199 100H197L196 98H198L199 96H196V91H197V88H199L200 90H202V91H200V92H203V93H200V92H198L197 94L198 95H200V97H201V99H204V98H202L203 96H201V94L202 95H204V96H208L207 97V99L205 100L204 99V101L205 102H209L208 103V107H210V105L211 106H213V103H214V108H216V109H218V108H220L221 109V106L219 105V103L218 102H216L217 100H215V98L213 97V96H215L214 94H213V91H211V90H215L214 89V87L212 88V83L211 82H209V81H211L212 80V77L210 78V76L212 75V73L211 74H208L207 72L208 71H205L206 73H207V76H204V75H206L204 72H203V70L204 69H202V67H200L199 65L201 64V65H204V63L203 62H206L204 59V61H202L201 60V62L202 63H198V61H197V59L199 58L198 57V53H200L201 51V49H202V51H203V48L206 50L207 48H210V47H208V45H207V43L206 42H208L209 41V39H213L214 38V36L216 35L218 38L221 36V38L223 37V35H219L220 34V32H219V29L221 28V27H219L218 25L220 24H222L223 26H225V24H223V22L224 23H228V21L225 19L227 16H233L232 14V12L234 11L235 13H239L240 11L238 10V9H236L235 7H228V5L231 3V2H233L232 0H227L228 2H230L228 5H226L228 2L226 1V0H222L221 2H219L220 0ZM135 1V2H134ZM216 1V2H215ZM251 1V0H250ZM252 1H254V0H252ZM251 1V2H252ZM261 1V0H260ZM264 1V0H263ZM263 1H261V2H259V1H255V4H253V3H251L250 2V4H249V1H248V3H246L245 4V8H247L244 12H245V14H244V12L243 13H239V14H234L235 16H237V15H240V14H244V16H242V17H244L245 19L246 18H248V17H250L249 15H252L251 16V18H248L251 22H252V24L254 23V21H255V25H256V23L259 21V19H257V17H255V16H257L258 15V17H259V15H260V17L261 18H263L262 17V14H264L263 12H264V3H263ZM35 2V1H34ZM33 1H32V5H34L33 3H34ZM128 2V3H127ZM143 2V3H142ZM208 2V3H207ZM223 2H227V3H225V4H223ZM246 2H247V0H246ZM258 3V5H259V7H258V5H257V3ZM37 3H39L38 2V0H37V2H36V4ZM42 3H46V0H44L43 2H41V4ZM127 3V4H126ZM135 3V5H133V4ZM147 3V4H146ZM154 3V4H153ZM156 3V4H155ZM159 3V4H158ZM162 5H161V4ZM203 3H205V4H203ZM263 3V4H262ZM29 6L31 5L29 2L27 3ZM40 4V5H41ZM164 4V5H163ZM208 4V5H207ZM210 4V5H209ZM251 4H253L252 6H251ZM28 5H26L27 7H28V10H30V7L28 6ZM132 5V6H131ZM150 5V6H149ZM155 5V6H154ZM162 7H161V6ZM224 5V6H223ZM246 5H248V6H250V7H248V6H246ZM256 5V6H255ZM260 5H262V6H260ZM35 6V5H34ZM33 6V7H34ZM159 6V7H158ZM199 6V7H198ZM230 6H233V5H231L230 4ZM32 7V8H33ZM163 7H166V8H163ZM167 7H168V9H167ZM224 7V8H223ZM227 7V8H226ZM31 8V9H32ZM211 8V9H210ZM248 8H252V9H254L255 11H253L252 9H250L251 10V12H253V13H248V11H250ZM257 8V9H256ZM34 9V8H33ZM161 9V10H160ZM164 9V10H163ZM171 9V10H170ZM204 9H206V10H204ZM209 9V10H208ZM227 9H229V10H227ZM259 9H260V11H259ZM86 10V9H85ZM156 10V11H155ZM173 10V11H172ZM213 10L215 11V10H217L218 11V13H217V11H215L214 13H213ZM228 12H230V10H231V12H230V14L229 13H227V14H229V15H227V14H225L226 13V11ZM31 11V10H30ZM34 11V10H33ZM161 11H163V12H161ZM165 11V12H164ZM167 11H169L168 13H167ZM204 11H207L206 12V14H205V12ZM221 11H222V13H221ZM223 11H225V12H223ZM257 11V12H256ZM88 12V10L86 11V13ZM98 12H99V10H98ZM102 11H100V13H101ZM135 12V13H134ZM142 12V13H141ZM179 12V13H178ZM246 12H247V14H246ZM32 13V12H31ZM163 13H167L168 15H170L171 16V14L173 15V16H168L167 14H166V17L164 16V15H162ZM170 13V14H169ZM174 13V14H173ZM175 13H178V16H177V14H175ZM213 13V14H212ZM34 14V13H33ZM137 14V15H136ZM182 14V17H180L179 15H181ZM255 14V15H254ZM95 15H93L94 17H96ZM135 15V16H134ZM163 17V18H160L161 16ZM174 15H176V17H178V19L176 18L175 19V16ZM219 15H220V17H219ZM223 15V17H221ZM42 15H40V19H39V17H38V14L36 15V14H34V19L38 22L39 20H41V18L43 19V17H41ZM85 16L87 17V18H85ZM108 16V15H107ZM115 16H116V14H115ZM167 16H168V18H167ZM186 16V17H185ZM191 18H189V17ZM216 16V17H215ZM226 16V17H225ZM245 16H248V17H245ZM38 17V18H37ZM111 17V18H110ZM133 17V18H132ZM139 17V18H138ZM155 17H157V19L155 18ZM215 17V18H214ZM253 17H255L254 19H252ZM27 18V17H26ZM85 18V19H84ZM110 18V19H109ZM135 18V19H134ZM170 18V19H169ZM180 18V19H179ZM186 18H189V19H186ZM220 19L221 20V22H220V20H219V23H217L216 25H217V27L219 28V29H217V27H215L214 26V23H215V21L217 22L218 20L217 19ZM225 19V21H224V19ZM29 19H31V18H29ZM28 18H27V20H29ZM39 19V20H38ZM103 19V20H102ZM107 19V20H106ZM114 19V18H113ZM166 19H167V21H166ZM189 22H187L186 20ZM208 19V20H207ZM211 19H213L212 21H211V23L213 24V25H210V27L208 26L210 23V21L209 20H211ZM215 19V20H214ZM223 19V20H222ZM248 19H246L247 21H248ZM257 19V20H256ZM161 20V21H160ZM169 20V21H168ZM180 20V21H179ZM184 20V21H183ZM103 21V22H102ZM107 21H109V22H107ZM132 21V22H131ZM155 21H160V22H162V25H159V23L158 22H155ZM163 21H165L164 22V24H163ZM205 21V22H204ZM207 21V22H206ZM257 21V22H256ZM22 22H24V21H22ZM28 22H30V21H28ZM28 22H26V24H25V22L24 23H21V25H19V26H21V28H22V31L23 32H25V30H29V26H27V23ZM95 22H97V23H95ZM175 22V23H174ZM182 22V23H181ZM230 22H231V20H230ZM249 22V21H248ZM260 22L261 21H259L257 24H259V25H261L259 28H261L262 27V29H263V25H264V18H263V20H262V24H260ZM109 23V25H111ZM133 23V24H132ZM136 23H138V24H136ZM154 23H156L158 26H156V24H154ZM168 23V26L166 25ZM178 25H177V24ZM181 23V24H180ZM188 23V24H187ZM22 24H23V26H22ZM101 24V25H100ZM161 24V23H160ZM174 24V25H173ZM181 25V27H180V25ZM187 25V26H184V25ZM206 24V25H205ZM229 24V23H228ZM79 27H78V26ZM103 25V26H102ZM130 25V26H129ZM132 25H135V26H132ZM172 27H171V26ZM177 25V26H176ZM183 25V26H182ZM190 25V26H189ZM205 25V26H204ZM251 25V24H250ZM254 25V26H255ZM259 25H256V27L257 26H259ZM17 27V29H16V31H18V30H21V28L20 27ZM24 26H26V27H24ZM83 27V26H85V27H83L82 28V30H84L85 29V31H82L83 32V34H82V32L80 31V29H81V27ZM91 26V27H90ZM94 26V27H93ZM97 26V27H96ZM102 26V27H101ZM175 26V27H174ZM213 26V27H212ZM227 26V25H226ZM253 26V25H252ZM91 29H90V28ZM99 27H100V29H104L105 31H100L99 32ZM128 27V28H127ZM136 27V28H135ZM155 27V28H154ZM170 27H171V29H170ZM180 27V28H179ZM191 27H193V30H192V28ZM194 27H198V28H194ZM107 28V29H106ZM110 28V29H109ZM127 28V29H126ZM132 28H133V30H132ZM200 28V29H199ZM204 28H205V30H206V32H205V30H204ZM215 28V29H214ZM253 29H254V27H252ZM251 28V29H252ZM259 28H257L258 30H259V33H260V29ZM25 29V30H24ZM73 29H75V30H73ZM79 29V30H78ZM90 29V30H89ZM99 29V30H98ZM111 30L110 32L108 31V33L106 32V30ZM130 29V30H129ZM166 29V30H165ZM173 29V30H172ZM189 29V30H188ZM190 29H191V32H190ZM201 29H203V31L201 30ZM214 29V30H213ZM262 29H261V31H262ZM87 30H89V31H87ZM95 30V31H94ZM162 30H164L163 32H162ZM168 30V31H167ZM181 30H182V32H181ZM203 32H201V31ZM212 30V31H211ZM215 30H218V31H215ZM257 30V31H258ZM15 30H13V32H14ZM91 31V32H90ZM123 31V32H122ZM137 33H136V32ZM166 31V32H165ZM172 31V32H171ZM180 31V32H179ZM195 31V32H194ZM221 31V33L223 34L224 33V35H226L225 36V38L228 36L227 35V33H225V32H227V30H225V32H223L222 30H220ZM263 31H264V29H263ZM78 32H80V33H78ZM85 32V33H84ZM102 32V33H101ZM156 32V33H155ZM168 32H170V33H168ZM204 32H205V34H204ZM214 32V33H213ZM217 32V33H216ZM15 33V32H14ZM74 33H76L75 35H73ZM91 33V34H90ZM97 33H99V34H101V35H99V34H97ZM152 33V34H151ZM173 33H174V35H173ZM178 33V34H177ZM179 33H180V35H179ZM198 33V34H197ZM216 33V34H215ZM263 33V32H262ZM78 34V35H77ZM82 36H81V35ZM164 34V35H163ZM170 34V35H169ZM182 34H184V36H185V39H184V36L182 35ZM201 34H203V35H201ZM209 34V35H208ZM214 34V35H213ZM77 35V36H76ZM95 35V36H94ZM97 35H99V39L97 40V42L100 40V38H101V40L99 41V43H97L96 42V38L98 37ZM107 35V36H106ZM153 35V36H152ZM171 35H173V36H171ZM197 35H201V36H197ZM213 35V37L211 38L210 36H212ZM97 36V37H96ZM104 36H106V37H104ZM121 36V37H120ZM138 36V37H137ZM169 36H170V39H168V40H170V41H168L167 40V38H169ZM205 36V37H204ZM210 38H209V37ZM80 37V38H79ZM87 37V38H86ZM94 37H96L95 39H94ZM128 37H129V39H128ZM151 37V38H150ZM153 37V38H152ZM177 37L179 38L178 40H177ZM204 37V38H203ZM217 37H215L216 39H218ZM76 38V39H75ZM85 38V39H84ZM103 38H105V39H103ZM147 38H148V40H147ZM166 38V39H165ZM175 38H176V40H175ZM214 38V39H215ZM225 38H222L221 40H224ZM88 41H87V40ZM90 39H92V41L90 40ZM133 39V40H132ZM197 40V39H199V40H197V41H200L199 43H197V41L195 42V40ZM207 40L206 42H205V40ZM71 40H73L72 42H71ZM80 42H82V43H79V41ZM90 40V41H89ZM94 40V41H93ZM127 40H128V42H127ZM173 40V41H172ZM143 41V42H142ZM145 41V42H144ZM180 41V42H179ZM190 41V42H189ZM194 41V42H193ZM204 41V42H203ZM218 41H220V40H218ZM89 42V43H88ZM102 42H101V44H102ZM130 42V43H129ZM132 42V43H131ZM138 42V43H137ZM141 42V43H140ZM170 42V43H169ZM174 42V43H173ZM175 42H177V43H175ZM184 44H186V43H189V44H186V45H184ZM63 43V45H66V44H64ZM71 43H74L73 45L71 44ZM92 43V44H93ZM123 43H125V45L123 44ZM128 45H127V44ZM140 43V44H139ZM146 43V44H145ZM172 43V44H171ZM201 43H203V45L204 46H206V47H203V48H201ZM205 43H206V45H205ZM0 44H1V41H0ZM77 44V45H76ZM84 44H87L86 46L84 45ZM89 44V45H88ZM139 44V45H138ZM192 44V45H191ZM196 44V45H195ZM3 45V44H2ZM63 45H62V47H63ZM66 45V46H67ZM75 45V46H74ZM127 45V46H126ZM168 45V46H167ZM175 45H176V47H175ZM178 45V46H177ZM181 45H182V47H181ZM187 45H189V46H187ZM200 45V48L201 49H199L198 48V46ZM66 46H64V47H66ZM69 46H67V47H69ZM170 46V47H169ZM185 46V47H184ZM187 46V47H186ZM192 46V47H191ZM80 47V48H79ZM81 47H82V49H81ZM100 47V46H99ZM116 47H117V49H116ZM120 47V48H119ZM123 47V48H122ZM77 48H78V51H77ZM84 48V49H83ZM175 48V49H174ZM177 48V49H176ZM185 48V49H184ZM186 48H188V49H186ZM4 49V48H3ZM3 49H2V47H1V49H0V66L1 65H3L4 64V67L6 66V68H2V66H1V68L3 69V71L0 69V83H1V85H0V87H3L4 89L5 88H7V87H9L10 85H6V84H4L3 82H4V77H3V75L4 74H2L3 72H7V70L9 69L8 68V66H10V62L11 63H13V61H14V57H12V56H14V55H7V51L5 52V54H2L3 52ZM81 49V50H80ZM113 51H112V50ZM135 49V50H134ZM179 49V50H178ZM190 49L192 50V51H190ZM199 49V50H198ZM2 50V51H1ZM6 49H4V51H5ZM74 50V51H73ZM76 50V51H75ZM80 50V51H79ZM86 50V51H85ZM110 50V51H109ZM123 50V51H122ZM165 50V51H164ZM180 50H183V51H181L182 53L181 54H186V55H183V57H182V59H180V56L179 55H181L180 54ZM186 50H189V51H186ZM198 50V51H197ZM109 51V52H108ZM135 51V52H134ZM163 51V52H162ZM210 51V50H209ZM73 52V53H72ZM80 52V54H78ZM90 52V51H89ZM120 52V53H119ZM130 52V53H129ZM157 52H159V53H157ZM177 52H179V53H177ZM188 52V53H187ZM191 52V53H190ZM205 52V51H204ZM75 53H76V55L77 56H75ZM112 53V54H111ZM133 53H134V55H133ZM137 53V54H136ZM190 53V54H189ZM202 53V52H201ZM200 53V54H201ZM81 54H83V55H81ZM104 54V55H103ZM105 54H106V56H105ZM108 54V55H107ZM118 54H119V56H118ZM158 54V55H157ZM161 54H162V56H161ZM189 54V56H187ZM195 54V55H194ZM205 54V53H204ZM207 54H210V52L209 53H207ZM207 54H206V56H207ZM4 55L6 56V57H4ZM61 55V56H62ZM69 55V56H68ZM72 55V56H71ZM81 55V56H80ZM103 55V56H102ZM113 55V56H112ZM167 55V56H166ZM176 55V56H175ZM178 55V56H177ZM4 57L5 59L7 58L8 60L6 61L5 59H2L1 57ZM9 56L12 58H10L9 59ZM109 58H108V57ZM116 56V57H115ZM118 56V57H117ZM135 56V57H134ZM160 56V57H159ZM201 56V55H200ZM204 56V55H203ZM70 57V58H69ZM73 57H74V59H76L77 58V60H74V62H72L73 60ZM76 57V58H75ZM104 57H106V58H104ZM115 57V58H114ZM163 57V58H162ZM175 57V58H174ZM178 59H177V58ZM187 57H188V59H187ZM202 57V56H201ZM72 58V59H71ZM111 58L114 60H111ZM206 58H209L208 56L206 57ZM69 59V60H68ZM79 59H80V61H79ZM155 59V60H154ZM177 59V60H176ZM4 60L6 61V62H4ZM12 60V61H11ZM143 60V61H142ZM206 60H208V59H206ZM109 61V62H108ZM113 61V62H112ZM172 61V62H171ZM177 61V62H176ZM194 61V62H193ZM3 62V63H2ZM62 62H64V63H62ZM70 62V63H69ZM77 62H78V64H77ZM113 64H112V63ZM181 62V63H180ZM199 62H200V60H199ZM210 62V61H209ZM209 62H206V63H208V64H206V65H204V67L205 68H207V70H209V68H208V66H209ZM5 63H7V64H9V65H6ZM73 63H75V64H73ZM129 63V64H128ZM134 63V64H133ZM137 63V64H136ZM177 63H179V64H177ZM183 63V64H182ZM62 64H63V66H62ZM102 64V65H101ZM109 64V65H108ZM171 64V65H170ZM185 64H187V65H185ZM198 64V66H195V65H197ZM68 65V66H67ZM76 65V66H75ZM108 65V66H107ZM71 66H72V68H71ZM73 66H74V68H73ZM132 66V67H131ZM176 66V67H175ZM61 67V68H60ZM179 67V68H178ZM60 68V69H59ZM63 68V69H62ZM77 68V69H76ZM112 68V69H111ZM119 68V69H118ZM124 68V69H123ZM132 68V69H131ZM174 68V69H173ZM177 68H178V70H177ZM201 68V69H200ZM123 69V70H122ZM176 69V70H175ZM183 69V70H182ZM189 69H190V71H189ZM198 69H200V70H202V71H200V70H198ZM61 70V71H60ZM107 70V71H106ZM172 70H173V72H172ZM197 70L198 71H200V73L202 74H204L203 76H201L200 75V77L202 78V80H201V78L199 77V73H198V75H197ZM59 71V72H58ZM104 71H106V73L104 72ZM112 71V72H111ZM193 71H195V72H193ZM99 72V73H98ZM102 72V73H101ZM139 72V73H138ZM185 72V73H184ZM187 72V73H186ZM210 72V71H209ZM72 73V74H71ZM118 73V74H117ZM138 73V74H137ZM176 73H177V75H176ZM182 73V74H181ZM188 73H189V75H188ZM60 74V75H59ZM136 74V75H135ZM173 76H172V75ZM181 74V75H180ZM59 75V76H58ZM117 75V76H116ZM176 75V76H175ZM208 75H209V77H208ZM69 76V77H68ZM97 76V77H96ZM102 76H105L104 78L102 77ZM133 76V77H132ZM184 76H185V78H184ZM197 76V77H196ZM3 77V78H2ZM175 77V78H174ZM181 79H180V78ZM94 78H95V80H94ZM97 78V79H96ZM110 78V79H109ZM117 78V79H116ZM137 78V79H136ZM170 78V79H169ZM175 79L176 81H174L173 82V79ZM192 78V79H191ZM205 78V79H204ZM210 78V79H209ZM70 79H69V81H70ZM168 79V80H167ZM204 79V80H203ZM131 80V81H130ZM144 80V81H143ZM170 80H171V82H170ZM182 80V81H181ZM198 80H201V81H198ZM58 81H60V82H58ZM101 81H102V83H101ZM198 81V82H197ZM252 81V82H251ZM249 83H247V84H249V85H264V83H263V81L261 80V79H258V80H251ZM260 81H262V82H260ZM5 82H6V80H5ZM66 82V83H65ZM96 82V83H95ZM135 82H136V84H135ZM142 82V83H141ZM175 82H177V83H175ZM203 82H204V84H203ZM7 83V82H6ZM63 83V84H62ZM183 83V84H182ZM211 83V84H210ZM263 83V84H262ZM59 85V86H57V85ZM110 84V85H109ZM155 84V85H154ZM178 84V85H177ZM3 85V86H2ZM90 85V86H89ZM99 85V86H98ZM132 85V86H131ZM176 87H174V86ZM181 85H184L183 86V88L181 87ZM192 85V87H190ZM193 85L194 86H197V87H193ZM200 85H203L202 86V88H200L201 86ZM211 87H210V86ZM5 86H7V87H5ZM94 86V87H93ZM157 86V87H156ZM186 86V87H185ZM199 86V87H198ZM152 87V88H151ZM154 87H156V88H154ZM163 87V88H162ZM260 87H262V90H264L263 89V87L264 86H260ZM2 88V89H3ZM58 88V89H57ZM99 88V89H98ZM139 88V89H138ZM173 88V89H172ZM180 88H181V90H180ZM194 88H196V89H194ZM209 88V89H208ZM212 88V89H211ZM167 89V90H166ZM175 89V90H174ZM176 89H179L178 90V92L177 93H175L177 90ZM184 89V90H183ZM204 89H206V90H204ZM56 90V91H55ZM94 90V91H93ZM96 90V91H95ZM110 90V91H109ZM153 90V91H152ZM173 90H174V92H173ZM184 92H183V91ZM188 90H190L189 92H188ZM195 91V94H194V91ZM212 92V94L211 95H213V96H211V95H209L210 94V91ZM51 91V92H50ZM53 91V92H52ZM85 91V92H84ZM155 91V92H154ZM165 91V92H164ZM180 91H181V93H180ZM192 91V92H191ZM164 92V93H163ZM170 92H171V94H170ZM208 92V93H207ZM215 92V91H214ZM51 95H50V94ZM87 93V94H86ZM116 93V94H115ZM162 93V94H161ZM182 93L183 94H185V98L183 97V95H182ZM200 93V94H199ZM54 94H56L57 95V98H56V95H54ZM93 94V95H92ZM141 94V95H140ZM161 94V95H160ZM173 94V95H172ZM178 94H180V95H178ZM206 94H208V95H206ZM53 95V96H52ZM101 95V96H100ZM168 95V96H167ZM175 95V96H174ZM182 95V96H181ZM188 95H190L189 97H186V96H188ZM195 95V96H194ZM52 96V97H51ZM54 96H55V98H54ZM158 96V97H157ZM209 96H211V97H209ZM163 97V98H162ZM177 97V98H176ZM196 97V98H195ZM199 97V98H200ZM48 98V99H47ZM53 98H54V100H53ZM180 98H182L181 100H180ZM192 98V99H191ZM195 98V99H194ZM211 99V98H214V99H212V101H211V103H210V100L209 99ZM79 99V98H78ZM83 99V100H82ZM139 99V100H138ZM153 99V100H152ZM158 99V100H157ZM159 99H161L162 101H160ZM164 99V100H163ZM191 99V100H190ZM194 99V100H193ZM59 100V99H58ZM85 100V101H84ZM86 100H87V102H86ZM89 100V101H88ZM116 100V101H115ZM173 100H174V102H173ZM178 100V101H177ZM185 100H187V101H185ZM197 100V101H196ZM215 100V101H214ZM53 103V104H51V102ZM57 102V105H56V102ZM84 101V102H83ZM101 101V102H100ZM107 101V102H106ZM111 101V102H110ZM113 101V102H112ZM159 101V102H158ZM169 103H168V102ZM181 103H180V102ZM188 101H190V102H188ZM202 101V100H201ZM214 101V102H213ZM76 104H75V103ZM82 102V103H81ZM147 102V103H146ZM215 102H216V105H215ZM47 103H49V104H47ZM79 103H80V105H79ZM161 103V105H159V104ZM173 103V105H174V107H173V105H171V104ZM184 103V104H183ZM194 103V104H195ZM206 103V104H207ZM60 104V105H59ZM106 104V105H105ZM164 104L166 105V106H164ZM175 104H176V106H175ZM185 105L184 107H183V105ZM193 104V105H194ZM205 104V103H204ZM59 105V106H58ZM74 105L76 106V110H74L73 111V109L75 108L74 107ZM78 105V106H77ZM91 105V106H90ZM111 105V106H110ZM138 105H140V106H138ZM146 105V106H145ZM158 107H157V106ZM181 105V106H180ZM203 105V104H202ZM219 105V106H218ZM73 106V107H72ZM81 106H82V108H81ZM102 106V107H101ZM147 106H148V108H147ZM62 107V106H61ZM117 107V108H116ZM125 107V108H124ZM133 107H134V109H133ZM147 109H146V108ZM153 107V108H152ZM165 107V108H164ZM167 107V108H166ZM170 107H172V109L170 108ZM181 108L180 110V112H179V109L178 108ZM71 108V109H70ZM73 108V109H72ZM115 108V109H114ZM138 108V109H137ZM157 109V111H156V109ZM176 108V109H175ZM185 108V109H184ZM210 108H212V107H210ZM209 108V109H210ZM63 109V110H62ZM126 109V110H125ZM161 109V110H160ZM168 109V110H167ZM192 109V110H191ZM213 109V108H212ZM215 110V109H213V110H215V111H217V113H220V111L221 110ZM65 110V111H64ZM72 110V113L70 112V114L68 115V113H69V111H71ZM160 110V111H159ZM164 110V111H163ZM171 110V111H170ZM188 110V111H187ZM189 110H190V112H189ZM61 111V112H60ZM100 111V112H99ZM113 111V112H112ZM146 111V112H145ZM209 111H211V109L209 110ZM251 112L250 113H252V114H246L247 115V117H248V115H250L251 117L253 116V114L255 113L254 111H252V109L250 110ZM75 112V113H74ZM78 112V113H77ZM108 112V113H107ZM128 112V113H127ZM184 112H185V114H184ZM190 113V115H189V113ZM214 111H212V114L215 116V114H217V113H213ZM247 112H249V110L247 111ZM57 113V112H56ZM61 113V114H60ZM63 113V114H62ZM66 115H65V114ZM150 113V114H149ZM170 113V114H169ZM222 113V112H221ZM220 113V114H221ZM103 114V115H102ZM107 114V115H106ZM139 114V115H138ZM143 114V115H142ZM146 114V115H145ZM158 116H157V115ZM172 114V115H171ZM173 114H174V116H173ZM186 114H188L187 116H186ZM37 115L38 114H35L31 119H32V122H33V124L35 125L36 124V122L41 118L40 117V114L38 115V119H37ZM68 115V116H67ZM106 115V116H105ZM154 115V116H153ZM159 115H160V117H159ZM168 115H170L169 117H168ZM184 115V116H183ZM219 115V114H218ZM217 115V116H218ZM256 115V114H255ZM72 116V117H71ZM99 116V117H98ZM105 116V117H104ZM120 116V117H119ZM147 116V117H146ZM151 116V117H150ZM155 116H156V118H155ZM164 116V117H163ZM171 116H173V117H171ZM175 116H177V122H176V120H173V119H175L176 117ZM189 116V117H188ZM248 117L247 119L249 120V121H246L247 119L245 118V121L248 123H246L245 121H244V119L243 118H241L243 121H241V119H240V121L241 122H243V124H244V126H245V124L247 125V127L245 126V129L246 128H248V129H250V127L253 129L254 127L251 125V124H253V121H254V118H256V116L255 117H253V118H251V117ZM37 119L36 120V122L34 121V119L35 118ZM62 117V118H61ZM64 117H66V118H64ZM68 117V118H67ZM131 117V118H130ZM136 117V118H135ZM165 117H167L168 118V120H170V121H173L174 123H169V121L166 123L165 121H167L166 120V118ZM187 117V118H186ZM220 117V116H219ZM219 117H216L215 116V118H216V120L218 119V120H220L219 119ZM34 118V119H33ZM57 118H58V120H57ZM72 118V119H71ZM147 118V119H146ZM162 118H165V121H163L164 119H162ZM173 118V119H172ZM188 118H190V119H188ZM192 118V119H191ZM221 118V117H220ZM62 119H63V122H62ZM64 119H66V120H68L67 122H66V120H64ZM105 119V120H104ZM149 119V120H148ZM188 119V120H187ZM73 120V121H72ZM128 120V121H127ZM158 120V121H157ZM187 120V121H186ZM253 120V121H252ZM31 121V120H30ZM40 121V120H39ZM57 121H59V122H57ZM104 121H106V122H104ZM135 121V122H134ZM159 122V123H157V122ZM178 121L179 122H181V124L180 123H178ZM191 121V122H190ZM214 121V120H213ZM35 122V123H34ZM62 122V123H61ZM166 124H164V123ZM221 122V120L219 121V122H213L212 123V121H211V123L212 124H214V123H216V125L214 126L213 125V127H216V126H221L222 128L225 126V124L226 125H228L229 126V124L228 123H226L225 122V124H224V126H223V123H224V121L222 120V124L220 123ZM65 123V124H64ZM156 123V124H155ZM161 123V124H160ZM168 123H169V125L171 124V125H173L174 127H175V129H177V132L179 133V134H176L175 132H174V129L172 130L173 132H174V135L176 134V135H178V137H179V135H180V137L179 138H177L178 139V142L180 143L181 141H182V139L184 140V141H186V143L188 144H190L191 143V145H189L188 147H187V145L185 146V144H184V141H182L183 142V144H184V146H183V144H181L180 143V145H179V143L177 142V140H175V138H173L174 136L173 135H171V136H173V137H171L170 135L168 136V135H164V134H167V133H169V132H167V133H165L167 130H166V128L164 129V127H167V129L169 128L170 129V126L168 125ZM185 124V125H182V124ZM194 123V124H193ZM217 123H218V125H217ZM255 123V122H254ZM62 124V125H61ZM67 124V125H66ZM98 124V125H97ZM146 124V125H145ZM160 124V125H159ZM163 124V125H162ZM58 125V126H57ZM64 125V126H63ZM121 125V126H120ZM176 125V126H175ZM182 125V126H181ZM187 125H189V126H187ZM192 125L194 126V127H192ZM249 125V126H248ZM254 126H255V124H253ZM259 125H260V123H259ZM258 124H256V127H258L257 129H260L262 126H263V124L262 125H260L259 126ZM127 126V127H126ZM145 126V127H144ZM154 126H155V128H154ZM159 128H158V127ZM162 126H164V127H162ZM173 126H171V127H173ZM184 126H186L187 128H188V130H184ZM191 126V127H190ZM34 127V126H33ZM33 127H32V130H33ZM56 127V128H55ZM61 127V128H60ZM66 127V128H65ZM140 127V128H139ZM227 127V126H226ZM225 127V128H226ZM256 127H255V129H256ZM260 127V128H259ZM55 128V129H54ZM125 128V129H124ZM149 128V129H148ZM228 128V127H227ZM25 129H23L24 131H25ZM30 130V133H29V130ZM150 129H153V130H150ZM165 131H164V130ZM183 129V130H182ZM191 129V130H190ZM193 129V130H192ZM252 129H250V131L249 130H246L245 132L247 133L248 132V134H246V133H244L243 132V134H244V136H243V134L241 133L240 134V136L239 137H241V136H243V139L241 140V138H236V139H234V141H236V142H233L232 143V145H235V144H237V142H238V140H239V143L237 144V145H235L236 147H237V149L235 148V146H234V148H233V146L232 145H230L229 146V148L231 149V153L232 152H234V153H232V154H234V156L236 155V157H238V161L237 162H235V163H233L234 165H233V167H237V168H235L236 170L238 169V168H240L238 171H240L238 174H240V175H238V176H236L235 175V178H238V179H234V181L236 182V181H238L240 178V182L242 183V185H241V187H240V184L239 183H233L234 181H233V179H232V183L230 182L231 181V177L230 178H228V180L227 179H225L224 180V182L227 180V181H229V185H230V191H232L233 192V196H230L231 194H229L228 196L229 197H232V198H234L235 197V199H233L234 200V202H235V207L236 206H240L239 208L238 207H236L237 209H239V211H241L242 212V210H243V207H242V204H243V202H246L245 203V206H246V208H247V205H248V207H249V205L252 203L251 201H253V199H255V201L258 203V201L260 202V199H261V202L260 203H258L259 205H257L259 208H261V204L263 203V205H264V195H261V193L262 194H264V180H263V178L260 180V178L258 179V176H260V175H262L263 176V174H264V172H262L263 174H260L261 173V171L259 170V169H261V168H259L260 167V165L258 164L259 163V161H258V163H257V161H256V159H255V157H254V159L252 158V156H256L255 154H257L256 153V151L258 150V148H257V150H256V147L254 146V145H256V144H254L253 145V140L254 139H256L257 138V136L252 140H249V138L250 137H252V135H251V133L253 134L254 133V135H255V132H257L258 130H252ZM56 131V133H54L55 131ZM160 130V131H159ZM162 130L164 131V132H162ZM171 130H168V131H171ZM261 130V129H260ZM259 130V131H260ZM23 131V132H24ZM59 133H58V132ZM64 131V132H63ZM136 133H135V132ZM150 131H151V133H150ZM176 131V130H175ZM183 131H187V132H185V133H183L184 135H182L181 133L183 132ZM191 131V132H190ZM253 131V132H252ZM255 131V132H254ZM259 131H258V133H259ZM139 134H138V133ZM192 133V134H190V133ZM249 132H250V137H249ZM21 134H23L22 132H20ZM49 133H51L50 135H49ZM149 135H148V134ZM160 133V134H159ZM258 133H256V135H258ZM54 134V136H55V138H53L52 137V135ZM163 136H162V135ZM171 134V133H170ZM185 134H188V135H185ZM142 135V136H141ZM148 135V136H147ZM158 135H161V136H159L158 137ZM176 135H175V137H176ZM245 135H247V137H248V139L247 140H249L248 142H250V144H251V146H250V144H248V146L250 147H248V146H246L247 145V140H246V136ZM43 137H45L44 135H42ZM50 136V137H49ZM94 136V137H93ZM96 136V137H95ZM184 136V137H183ZM21 137V138H20ZM90 137V138H89ZM92 137H93V139H92ZM166 137H169V138H172V139H174V140H168V139H166ZM192 137V136H191ZM51 138V141L50 140H48V139H50ZM133 138V139H132ZM146 138V139H145ZM184 138H187L186 140L184 139ZM196 138V137H195ZM235 138V137H234ZM53 139V140H52ZM96 139V140H95ZM114 139V140H113ZM118 139V140H117ZM129 139H131L130 141H128ZM135 139V140H134ZM147 139H148V141H147ZM156 139V140H155ZM158 139V140H157ZM244 139L246 140V142H245V144H244V142H243V144H242V141H244ZM31 140V141H30ZM94 140V141H93ZM110 140H111V142H110ZM127 141V143L126 142H122L121 143V141ZM134 140V141H133ZM151 140V141H150ZM195 140V139H194ZM46 141V142H45ZM49 141V142H48ZM114 141V142H113ZM119 143H118V142ZM150 141V142H149ZM155 141V142H154ZM157 141V142H156ZM171 141V142H170ZM176 141V142H175ZM191 141V142H190ZM241 141V142H240ZM255 141V140H254ZM31 142V143H30ZM32 142H33V144L36 146V145H38V146H36V147H34V145L32 144ZM41 142V143H40ZM48 142V143H47ZM107 142H109V145H108V143ZM112 142H113V144H112ZM116 142V143H115ZM134 142V143H133ZM154 142V143H153ZM163 142H161V143H163ZM17 143H23L24 145L26 144L27 145V147H25V149H26V154L24 155V158H22L23 159V161L24 162H22V159H20L19 160V162L17 163V167L14 169V168H12V166H11V162H12V160H13V155L15 156L16 155V152H15V149L17 150L18 149V146H19V144H17ZM45 143H47V144H45ZM138 143V144H137ZM145 143V144H144ZM147 143V144H146ZM153 143V144H152ZM160 143V145H162ZM166 143V144H167ZM4 144V143H3ZM16 146V148H15V146ZM31 144V145H30ZM43 144H45V147H44V145ZM51 144V145H50ZM115 144H116V146H115ZM123 144H128V145H126V146H128V147H126L125 146V148L123 147L124 145ZM130 144V145H129ZM141 144H142V146H141ZM165 144V145H166ZM174 144V145H173ZM11 145H13L14 146V148L11 146ZM138 145H140V146H138ZM146 145H148V146H146ZM163 145H164V143H163ZM162 145V146H163ZM168 145V144H167ZM193 145V146H192ZM8 146V147H7ZM10 146V147H9ZM91 146V147H90ZM114 146V149L112 148ZM133 146V147H132ZM146 146V147H145ZM158 146H159V143H158ZM171 146H165V147H167L168 148V150H169V147H171ZM180 146V147H181ZM192 146V147H191ZM231 146H232V148L234 149V150H232V148H231ZM252 146H253V148H252ZM257 146V145H256ZM1 147H2V145H1ZM34 147V148H33ZM38 147V148H37ZM45 149H44V148ZM49 147V148H48ZM121 147V148H120ZM130 147V148H129ZM137 147V148H136ZM159 147H161V146H159ZM164 147V146H163ZM185 147V148H184ZM190 147V148H189ZM240 147L242 148V150H240ZM246 147H248V148H246ZM257 147H259V146H257ZM12 148V149H11ZM43 148V149H42ZM116 148H118V151L119 150H121V149H123L122 151H116L117 149ZM139 148V150H137ZM141 148V149H140ZM174 148H176V146L174 147ZM174 148H170L171 150H173ZM192 148V149H191ZM245 148H246V151L247 150H249V152H247L249 155L251 154H254V155H250V156H248V154L246 153V151H245V155H246V158L248 159L249 157L252 159H249V160H251L250 162H252L253 161V166H256V164L254 165V163H257L258 165L254 168L252 165L251 166H249V162H248V160L246 159V161L247 162H245L244 160H245V157L244 156H242L241 155V152H242V154H244V150H245ZM260 148V147H259ZM10 149V150H9ZM30 149V150H29ZM32 149V150H31ZM38 149H39V151H38ZM127 151H126V150ZM133 149H135V150H133ZM180 149V148H179ZM187 149V150H186ZM189 149V150H188ZM11 150H13V152H15V154L11 151ZM89 150H91V151H89ZM107 150V151H106ZM190 150H192V151H190ZM236 150V151H235ZM260 150V149H259ZM10 151V152H9ZM42 151V152H41ZM88 151V152H87ZM105 151V152H104ZM124 151V152H123ZM143 151V150H142ZM173 151H175V149L173 150ZM180 151V152H179ZM190 151V152H189ZM252 151H255V153H253ZM32 152V153H31ZM90 152H92V153H90ZM108 152V153H107ZM131 152V151H130ZM129 152V153H130ZM132 152H131V154H132ZM183 152H181V154L183 155ZM191 153V154H189V153ZM192 152H194V153H192ZM102 153V154H101ZM104 153H105V155H104ZM126 153V154H125ZM187 153V154H186ZM236 153V154H235ZM33 154V155H32ZM38 154V155H37ZM128 154V155H127ZM180 154V155H181ZM189 154V155H188ZM240 154V155H239ZM12 155V156H11ZM27 155V156H26ZM29 155H32V156H30V157H28ZM106 155H110V159H108V161H106L107 160V158H105L104 159V156H106ZM127 155V156H126ZM133 156H134V153L132 154ZM239 155V156H238ZM114 156V155H113ZM120 156V157H121ZM248 156V157H247ZM8 157V158H7ZM32 157H33V160H32ZM120 157H119V160H120ZM129 157V158H128ZM182 157H184V156H182ZM264 156H260L259 157V160L260 159H262ZM7 158V159H6ZM12 158V159H11ZM29 158V160H27ZM98 158L99 159H101V158H103L105 161H103L104 163H108V164H106L105 166H104V168H103V170H102V172H103V174H104V176H103V174H100V173H102L101 171H99L98 172V169L100 170L101 168H99V167H96V166H99V165H96L97 164V162H99V161H101V160H98ZM3 159V160H2ZM26 159V160H25ZM121 159V160H122ZM240 159V160H239ZM264 159V158H263ZM262 159V161L261 162H263L264 160ZM10 160V161H9ZM35 160V161H34ZM98 160V161H97ZM134 160V159H133ZM234 160H235V157H234ZM258 160V159H257ZM6 161H8L9 163H7L8 164V166H6ZM21 161V162H20ZM123 161H125V160H123ZM236 161V160H235ZM244 161V163H246L245 165H247V167H249V168H245L246 166H241V164L243 165L244 163H241V162H243ZM255 161V162H254ZM5 162V164H3ZM80 162V163H79ZM93 162V163H92ZM96 162V163H95ZM102 161L101 162H99L100 164L101 163H103ZM238 162H239V165L240 166H238ZM33 164V166L31 167V166H29L30 164ZM98 163V164H99ZM168 163V162H167ZM237 163V164H236ZM248 163V164H247ZM3 164V165H2ZM21 164V165H20ZM27 165V166H24V165ZM31 164V165H32ZM112 164V162L109 164V165H111ZM116 164V163H115ZM222 163L221 162H219L218 163V165H221ZM263 164H264V162H263ZM10 165V166H9ZM82 165V166H81ZM95 165V166H94ZM102 165V164H101ZM167 166H169L168 164H166ZM92 166V167H91ZM94 166V167H93ZM172 165H170V167H171ZM217 166V165H216ZM259 166V167H258ZM264 166V165H263ZM5 167H7V168H5ZM9 167H11L12 168V170H13V173H12V171L10 170L11 168H9ZM101 167V166H100ZM243 167V168H242ZM251 167V168H250ZM261 167H262V165H261ZM215 168V167H214ZM256 168L258 169V171L256 170ZM91 169V170H90ZM97 169V170H96ZM216 169H218L217 167H216ZM215 169V170H216ZM242 169H243V173H242ZM245 169V170H244ZM249 169V170H251V171H253L254 169L256 170H254V173L253 172H250L249 170H248V172H244V171H247V170ZM263 170L262 171H264V168H262ZM10 172H9V171ZM96 170V171H95ZM38 171V172H37ZM237 172V171H236ZM260 172V173H259ZM6 173V174H5ZM247 173V174H250L251 175V173H252V175L251 176H255L256 174L258 175V173H259V175L257 176H255V179H254V176H253V179H251L250 180V178H251V176H245V174ZM5 174V175H4ZM7 174H9V176L7 177L6 175ZM11 174V175H10ZM16 174L18 175V174H20L18 177L16 176ZM244 174V175H243ZM246 174V175H247ZM14 175V176H13ZM27 175V176H26ZM51 175V176H50ZM101 175V176H100ZM242 175V176H241ZM15 176H16V178H15ZM22 176V177H21ZM101 177V179H100V177ZM190 175H188V177H189ZM215 176L217 177V179H215V180H218V181H222L223 182V180H220V179H223V177H222V175L221 174H217V173H215ZM262 176H260V177H262ZM4 177L5 178H9L8 180L7 179H4ZM24 177V178H23ZM188 177L187 178H185V180L184 179H182V182H186L187 183V181H188V184H185V183H182V184H184V186H187V185H191V186H195L196 187V192L195 193H199V194H203V195H205V193H207V191H211L212 190V188H213V191H214V194H212V191L208 194L210 197H212L213 195L215 196H218V191H217V188H218V190H220V188H223L222 186H224V185H218V184H216V182H214L215 183V185H213V186H216L215 188L213 187V186H211V185H209L210 187H207L206 186V184H204V188H207L206 189V192L204 191V190H200L201 189V184L199 185V182H197V179L196 178H190L189 177V179H188ZM222 177V178H221ZM247 177V178H246ZM233 178V177H232ZM247 180H246V179ZM249 178V179H248ZM256 178L260 181V184H258V181L256 180ZM13 179V180H12ZM188 179V180H187ZM191 179V180H190ZM196 179V180H195ZM244 179V180H243ZM8 182H7V181ZM19 181V183H18V181ZM184 180V181H183ZM252 180H256V181H254V183H253V181ZM263 180V181H262ZM13 181V182H12ZM106 181V182H105ZM217 181V183H219ZM226 181V182H227ZM246 181V182H245ZM250 181H252V182H250ZM262 181V182H261ZM221 182V183H222ZM225 182V183H226ZM246 184H245V183ZM255 182L259 185V186H262L261 188H259V186H256V185H254L255 184ZM14 183V184H13ZM15 183H16V185H15ZM29 183V184H28ZM180 183H181V181H180ZM196 183H197V185H196ZM253 183V184H252ZM261 183L263 184V185H261ZM220 184V183H219ZM232 184H236V185H234V186H236V187H232L231 185ZM244 184V185H243ZM248 184H250V187H249V185ZM3 185V186H2ZM218 185V186H217ZM228 185V186H229ZM238 185V186H237ZM248 185V186H247ZM255 186L256 187V189L258 188L259 189V191H258V189L255 191L254 190V188L255 187H253V186ZM13 186H14V188H15V186H16V188L18 187V189L16 190V188H15V190H14V188H13ZM199 186V187H198ZM219 186H220V188H219ZM247 188H246V187ZM12 187V188H11ZM20 187V188H19ZM71 187V188H70ZM202 187H203V185H202ZM225 187V186H224ZM244 187V188H243ZM249 187V188H248ZM209 188V189H208ZM234 189V191H233V189ZM236 188H238V190L236 189ZM244 190H243V189ZM252 188V189H251ZM203 189V188H202ZM232 189V190H231ZM242 189V190H241ZM248 190V192L247 191H245V190ZM19 190V191H18ZM23 190V191H22ZM224 190V189H223ZM221 191L220 190V192L223 194V196H225V195H227L230 191H229V189H227L226 188V192H228L227 194H226V192H224V191ZM241 190V191H240ZM252 192H250V191ZM252 190H254V191H252ZM11 191H12V193H11ZM13 191H15V192H13ZM198 191V192H197ZM201 191H203L202 193H201ZM242 191H244L245 192V194H243L244 192H242ZM262 191V192H261ZM9 192V193H8ZM24 192V193H23ZM218 192V193H217ZM224 192V193H223ZM231 192V193H232ZM242 192V198L244 197V198H249L248 200L250 201V197L251 196H254V198L253 199H251V201H250V203H249V201L248 200H245L244 201V198H243V201H241V196H240V193ZM250 192V193H249ZM259 192H260V197H262V198H255V197H257V195L259 194ZM217 193V194H216ZM238 193V195H237V197L235 196L236 194ZM247 193V194H246ZM254 193V194H253ZM11 194V195H10ZM197 194H195L196 196H197V198L200 200V201H198L195 197V195H194V199H195V206H197V210L199 209L198 207H200V203L199 202H201V204L204 202V200H207L206 198H208L209 196L207 195V197L206 196H204L203 197V199L201 198L202 196L200 195V196H198ZM212 194V195H211ZM220 194V193H219ZM235 194V195H234ZM250 196H249V195ZM255 194H257V195H255ZM244 195H247V197L246 196H244ZM2 196H4V197H2ZM21 196V197H20ZM87 196V197H86ZM220 196V195H219ZM77 197V198H76ZM206 197V198H205ZM225 197H227V196H225ZM3 198H4V200H3ZM79 198V199H78ZM104 198H105V201H106V205H107V202L109 201V202H111L112 200H115V199H117V203H113V201L111 202V203H108V205H107V208L105 209V207H103L105 204H104ZM201 198V199H200ZM205 198V199H204ZM236 198L238 199V200H236ZM99 199H100V201H99ZM102 199V200H101ZM108 201H107V200ZM112 199V200H111ZM121 199H123V197L121 198ZM5 200H7V201H5ZM98 200V201H97ZM197 200V201H196ZM201 200H203V202L201 201ZM2 201V202H1ZM103 203H102V202ZM114 201V202H115ZM238 201H239V203H238ZM241 201V202H240ZM247 201H248V204H247ZM50 202V203H49ZM99 202H101V204H104V205H102L101 207H100V204H99ZM237 202V203H236ZM254 202V201H253ZM206 203V202H205ZM205 203H203L202 205H203V208L204 207H206L207 205H209L208 207H206L205 209L206 210H208V215H210V216H212V214H213V212H214V210L213 209H211L210 208V206H211V203L210 204H207L206 206H205ZM242 203V204H241ZM44 204H45V206H44ZM238 204V205H237ZM247 204V205H246ZM105 205V206H106ZM201 205V206H202ZM112 206V205H111ZM114 206H112V207H114ZM234 206V205H233ZM243 206H244V204H243ZM256 206V207H257ZM103 207V208H102ZM110 207V208H109ZM254 208L255 210L258 208ZM263 207V206H262ZM3 210H2V209ZM98 208H100V210L98 209ZM208 208V209H207ZM235 208V209H236ZM242 210H241V209ZM246 208H244V210L246 209ZM258 208V209H259ZM88 210L87 212H89V211H91V210ZM105 209V211H103ZM122 209V208H121ZM195 209H196V207H195ZM200 209H202L201 207H200ZM205 209H204V211H203V209H202V211H203V213H202V211L200 212V210H198L199 211V213H198V211L196 210V212L198 213V215H200V213H202L201 215L203 216L204 214H205ZM248 210H249V208H247ZM254 209H253V211H254ZM5 210V211H4ZM9 210V211H8ZM99 210V211H98ZM107 210H108V212H107ZM210 210V211H209ZM243 210V211H244ZM247 210V211H248ZM47 211V212H46ZM116 212V214H114V212ZM212 211V212H211ZM220 210H218V212H219ZM236 211H238V210H236ZM235 211V213L237 214V215H235V213H234V215H231L230 213L229 214H221V212H220V214H219V217L221 216L222 218L223 217H226V215H230V216H232V218L229 216H227V218L225 219V218H223V220H224V222H226L225 220H227V221H230L231 222V220H232V226L231 227H229L230 225H228L229 223L228 222H226V223H228V224H226V225H228V226H226V228L228 227V229H229V231H227L228 229H226L225 228V231H224V229H223V231H224V235L225 236H228L229 238H227L226 237V242H227V239H228V242H227V244L229 245V246H231L232 244H235V246H236V248H242L243 246H244V244H243V241H244V239H245V233L246 232H244V230H243V228L244 229H246L245 228V225H243V224H245L246 222H245V220L247 219V217H248V213L249 212H247L246 210H245V212H243L244 214L242 215V213H239V212H236ZM249 211H251V209L249 210ZM253 211H251V212H253ZM23 212V213H22ZM83 212V213H82ZM92 212H91V214H92ZM102 212H106V214L105 213H102ZM111 212V213H110ZM131 212V211H130ZM247 212V213H246ZM250 212V213H251ZM254 212H256V211H254ZM71 213V214H70ZM80 213V214H79ZM110 213V214H109ZM217 213V211H215V213L213 214V216H215L214 218H217L218 219V221H219V223H221V222H223V221H221V217L219 218L218 217V214H216ZM82 214V215H81ZM126 214V215H125ZM128 214V215H127ZM206 214H207V212H206ZM205 214V215H206ZM216 214V215H215ZM43 215V216H42ZM80 215H81V217H80ZM102 215L104 216V217H102ZM127 216L126 218L125 217H122V216ZM133 215V214H132ZM200 215V216H201ZM33 216V217H32ZM97 216H99V215H97ZM121 216V217H120ZM207 216V215H206ZM209 216V217H210ZM238 216V217H237ZM107 217L109 218V219H107ZM208 217V216H207ZM67 218V219H68ZM99 218V217H98ZM100 218H99V220H100ZM113 218V219H112ZM121 221V223H120V221L118 220V219ZM123 218V219H122ZM233 218H234V220H233ZM77 219V220H78ZM118 220V223L119 224H121L122 226L121 227H123L124 228V230H122L123 232L121 233V231H120V229H121V227L119 228L118 226H115V228H114V225H113V223L115 224V223H117V220ZM122 219V220H121ZM128 219H130L129 221H128ZM137 219H141V218H137ZM216 219V220H217ZM230 219V220H229ZM14 220V221H13ZM72 220V219H71ZM100 220V221H101ZM142 220V219H141ZM237 220V221H236ZM64 221V222H63ZM114 221V222H113ZM134 221V222H133ZM239 221V222H238ZM242 221V222H241ZM247 221V220H246ZM131 222V223H130ZM146 222V221H145ZM217 222V221H216ZM245 222V223H244ZM5 223V224H4ZM136 223V225L138 226L137 227V230H135L136 229V226L134 225ZM103 224V223H102ZM222 224V223H221ZM225 224V223H224ZM104 225H106V222H105V224ZM107 225V226H108ZM116 225H118V224H116ZM126 227H125V226ZM67 226V225H66ZM107 226H105L106 228H109V227H107ZM135 226V227H134ZM145 226H143V227H145ZM149 226V225H148ZM143 227H142V229H143ZM122 228V229H123ZM134 228V229H133ZM256 228V227H255ZM119 229V230H118ZM235 229V230H234ZM16 230V231H15ZM18 230V231H17ZM240 232H239V231ZM247 230V229H246ZM245 230V231H246ZM7 231V232H6ZM20 231V232H19ZM63 231V232H62ZM120 231V232H119ZM127 231V233H128V235H125V234H127V233H124V232H126ZM149 231L150 232H153V229H152V231H151V229H149L148 228V234H145V233H147V232H145V233H143V235L145 234V236L147 235L148 237L150 236H153V237H155L156 238V240H155V238H152V239H150V237H149V241L147 242V236L145 237V236H143V237H145L147 240H146V242H147V244L149 245V247H148V245H147V247L148 248H150L151 247V251H154L155 252V254H158V252L159 251H161V250H159V251H156V250H158V249H162L163 247V252L161 251L160 253L162 254V253H164V250H166L167 251V249H165L168 245H166V247L164 246L165 244H166V242L167 241H169L170 240V238H172L173 239V242L174 241H176V242H174L173 244L174 245H170V246H172L173 247V249H174V246L175 247H179V248H176V249H174V250H176L177 251V249L179 250H181V248H180V246L183 244V243H187V242H178L177 241V239L175 238V240H174V238L173 237H169L170 235H168L167 236V234L165 235L164 234V236L162 237V238H160V235L159 236H156L158 233H156V232H154L156 235H154L153 233H152V235H149ZM15 232V233H14ZM19 232V233H18ZM26 232H28L27 233V235H25L26 234ZM30 232V233H29ZM110 232H112V231H110ZM225 232H226V234H225ZM227 232H229V233H227ZM230 232L232 233V234H230ZM32 233V234H31ZM33 233H35L34 235H33ZM120 233V234H119ZM138 233H140L139 231H138ZM15 234V235H14ZM29 234V235H28ZM31 234V235H30ZM169 234V233H168ZM247 234V233H246ZM3 235H4V238H3ZM123 235H125V237H127L126 238V241L128 242V244H126L127 242H124V244H123V246L125 247V248H128V246H129V248H128V250L127 249H125L124 247H122L121 246V243H123V241H124V239H125V237L123 236ZM138 235V236H137ZM139 235H140V237L141 238H139ZM163 235V234H162ZM161 235V236H162ZM248 235V234H247ZM24 236H26V238H28V240H26V238L24 237ZM33 236V237H32ZM35 236V237H34ZM58 236V237H57ZM116 236V237H115ZM37 237V238H36ZM122 237H124V239L122 238ZM138 237V238H137ZM157 237H159L160 238V240H162V245H163V247L162 246H160L159 248H158V246L159 245H161L160 244V242L158 241L159 239L157 238ZM164 237H165V239L167 240V237L169 238L167 241L164 239ZM240 237V238H239ZM243 237H244V239H243ZM247 237V236H246ZM121 238L123 239V241L121 240ZM25 239V240H24ZM29 239L31 240V239H33V241H34V239L36 240V241H32L31 240V243H29L30 241H29ZM40 239V240H39ZM120 240L121 242H119L118 240ZM140 239H143V240H139ZM158 239V240H157ZM171 239V240H172ZM55 240V241H54ZM154 240H155V242L157 243V244H159L158 246H155L154 244H155V242H154ZM163 240H165L164 242H163ZM170 240V241H171ZM13 241H17V242H15V244L13 243ZM138 241V242H137ZM142 241V242H141ZM152 241V242H151ZM158 241V242H157ZM170 241L169 242H167V244H170ZM4 242H6V243H4ZM10 242H12V243H10ZM137 242V243H136ZM151 242V243H150ZM154 242V243H153ZM20 244V248H19V245L18 244ZM110 243H108L107 245L109 246V244ZM115 243V244H114ZM172 243V242H171ZM11 244L13 245V247L11 246ZM130 244V245H129ZM141 244V245H140ZM156 244V245H157ZM177 244L178 245H180V246H177ZM188 244V243H187ZM238 244H239V246L240 247H238ZM15 245H17L18 247H16V249H15ZM43 245V246H42ZM126 245H127V247H126ZM143 245H145V242H144V244ZM152 245H154V247L152 246ZM184 245V246H183ZM182 246V251H183V248H187V246L185 245V244H183ZM243 245V246H242ZM34 246V247H33ZM54 246V247H53ZM108 246L106 247L105 246V248H104V251L106 250V254L108 253L107 251L109 250V253H110V251L112 250L113 251V248L112 249H109L108 248ZM116 246V247H115ZM170 246H168V247H170ZM12 247V248H11ZM110 248H111V246H109ZM138 247V249L136 250H134V248H137ZM143 247V246H142ZM146 247V248H147ZM172 247H170V251L172 250ZM11 248V249H10ZM19 248V249H18ZM130 248H132V251H131V249ZM145 247L143 248L144 250L146 249ZM147 248V249H148ZM158 248V249H157ZM142 249V250H143ZM117 250V249H116ZM116 250L114 249V251H113V253L115 254V256L117 257H119L120 255H118V254H120V253H118V254H116L117 252H116ZM142 250H140V251H142ZM187 250V249H186ZM185 250V251H186ZM237 250H239V249H237ZM17 251V252H16ZM41 251V252H40ZM112 251H111V253H112ZM148 251V250H147ZM146 250L144 251V252H146V254L147 255H150L151 257H152V259H151V257L149 256V257H147V255L146 254H144V256H146V259L144 260V257L141 259V258H138L139 256H137V258L138 259H140V261L142 260L143 261V264H145V263H147L148 264V262L149 261H147V260H149L148 258H150L151 259V262H153L152 264H155V263H157V264H160V262H158V261H160L161 259L163 260L164 258L162 257V256H164V257H167L168 259L166 260V259H164V261H161V262H164V264H167L168 262H169V264H172L171 262H173L171 259L174 257V255L175 254H177L176 255V257H175V259H174V261L176 262H173V264H185V263H183L182 262V260H180V259H182V257H181V255L183 254L182 252V254L180 255V253H179V255H178V253H175V254H173L172 255V253H170V251H169V249H168V253L170 254V255H172L173 257H168V256H170V255H168V253L166 254V253H164L163 255H160V254H158V255H154V253H153V256H152V253H150V252H147ZM149 251H150V249H149ZM173 251V250H172ZM47 252H49V253H47ZM57 254H56V253ZM143 252V251H142ZM157 252V253H156ZM175 252V251H174ZM177 252H179V251H177ZM184 252V251H183ZM242 252V251H241ZM241 252H239L240 254H241ZM108 253V254H109ZM133 255H132V254ZM149 253V254H148ZM237 253V252H236ZM114 254H113V256H114ZM126 254V255H127ZM111 255V254H110ZM160 255V257H158ZM239 255V254H238ZM133 256V257H132ZM181 258H180V257ZM54 257V258H53ZM157 257V258H156ZM177 257H179V258H177ZM236 257H240V256H236ZM242 262L243 263H241L240 262V264H250V258L246 255V253L244 252L243 254H242ZM160 258V259H159ZM169 258H171L170 259V261H168L169 260ZM234 258H235V256H234ZM65 259V261H63ZM137 259V264H138V262H140L139 260ZM159 259V260H158ZM191 259V258H190ZM194 259V258H193ZM193 259H192V261H190V264H192V262H193ZM153 260V261H152ZM157 260V261H156ZM180 260V261H179ZM236 260H238V258H236ZM2 261V262H1ZM121 262H120V264L124 261V259H122V260H120ZM133 261H134V263H133ZM142 261L139 263V264H142ZM147 261V262H146ZM156 261V262H155ZM239 261V260H238ZM151 262H149V264H151ZM189 262V261H188ZM195 263H199V262H196V260L194 261ZM194 262H193V264H194ZM117 263V262H116ZM125 264L127 263V262H124ZM115 264V263H114ZM117 264H119V263H117ZM187 264H189V263H187Z\"/></svg>","mask_w":264,"mask_h":264}]
</instances>
